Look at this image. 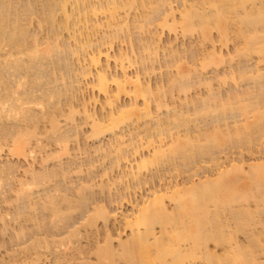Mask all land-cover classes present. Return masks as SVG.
I'll return each mask as SVG.
<instances>
[{"label": "bare ground", "instance_id": "bare-ground-1", "mask_svg": "<svg viewBox=\"0 0 264 264\" xmlns=\"http://www.w3.org/2000/svg\"><path fill=\"white\" fill-rule=\"evenodd\" d=\"M170 1L169 0H26V3H25L24 0H0V152H1V150L3 151V149H4L3 146H5L7 148L6 151H8L7 153H9V155H11V159L13 158L12 155H14L15 157L17 156L16 158H18V156H22L21 153L24 152V151L22 152V150L19 149L18 140L26 139V141L28 140L27 143L29 144L28 148L32 145L30 143L35 144L32 146L36 147V149L34 147H33L34 148L33 149L31 146V149L30 150L28 149V152L30 153L29 155L26 154L28 157L29 156L31 157L33 155V152L38 150L36 152L37 154L34 153V156H32L33 160L31 158L33 163H35L38 161L37 155L40 153L43 154L44 152L42 153V151H43V149L47 150L46 149L47 146H48L47 148H49V145L53 143V145H50V146H52V148H54V151L56 150L55 145L58 146L55 153H54V151L51 152L52 149L50 151H48L49 154H47L46 152L44 153L46 160H45V158L42 159V157H44V156L43 155L41 156V154H40L39 157H41V158H39V159H41L40 161L42 163L38 162V164L39 163L42 165L46 164L45 165L46 167H43L40 164L38 166L43 167L42 168L43 170H40V171H38L39 169L34 170L35 166H33L34 164L31 161H29V162H31L32 165L28 162L30 166L27 165L29 167L26 169L25 168L21 169L20 166H18L17 168L21 169V170L17 169L18 172L22 171V170L24 171L23 172L24 177H22V174H21V178L18 176L20 173L17 175V177H14V176H16V175H14V174H16L14 172L15 166L17 165V164H14L17 161L16 158H15L16 161H14L13 165L11 164L10 160H9L10 163L8 162L7 165L4 163L5 160H4V162L1 161L2 164L1 163L0 164L3 165L4 167L0 165V186H3L2 183H6L3 180L8 181V178L11 176V175L9 176V174H8V176H4L6 171L7 172H9V171L14 172V174H13L14 176L12 175L13 180H10V178H9V181H8L9 182V190L11 189L10 188L11 187L10 182L14 183L15 182L14 180H17V179H18V181L15 182L16 185L14 184L15 188L10 191V192H12L14 190L12 192V194H14V192H15V194H14L15 199L13 198V201H14V203L17 202L16 203L17 207H14L15 204H14V206L10 205V204H13V201H10L12 199H8L9 196L5 197V199H3V200L8 199L9 201H7V200L6 201L9 203L7 204V203H5L6 201H3V200L2 201L7 205L6 206L4 204L7 208H9L8 206L10 205V210L8 211L6 209L7 212L2 211V212H4V214L1 213V210H0V213H1L0 219L2 218V220H0V221H3L7 218V222L8 221L11 222L12 220L14 221V222L12 221L14 223L13 225H15L16 222H18L19 220L21 221V222L19 221L20 225L17 224V226H20V227H18V229L20 228V231H18V229L17 230L13 229V228H15V227H13L12 229L14 230V232H12V229L10 228V226H11L10 222L8 224H6L7 223V222H5L6 220L1 222L2 225L6 224L5 229L8 228V226H9V228L11 229L12 236H13L14 233H15V235H19V234L21 235L22 233H24V231H26L25 228H27L28 230L30 228H33L32 230L30 229L31 231H33L37 227L36 230L39 229V231H40L41 228L45 227L43 225L47 226V223L50 225V226L48 225L49 227H51V225H52L53 231H56V230L63 231L64 230L63 226L61 227V229H56V230H54V229L59 228L60 225H64V224L67 225L68 222L67 223H65V222L72 218V215L74 214L73 212H76L75 214H78L80 217L88 214L89 216L88 215L83 216L84 222H83V220H81L82 218L80 219L81 222H83V224L80 223L81 225L79 224V221L77 224L76 223L74 224L75 218L74 219L72 218L71 221L76 226L75 228H74V225H71L73 228L71 226H69L70 223H68L67 226L64 225L66 227H69L67 229H70L71 231H69V233L66 232L65 234H63V232H62L61 233L62 236L59 235V237H61L62 239L61 238L59 239V237H57V236H56L57 239L55 237H53L55 232L52 233V235L50 234L51 237H53L51 239H48V238H50V237H48L50 235H47V234L40 235L41 236V238H40L39 235L37 236V234H36L39 231L36 233L34 231L35 234L32 233L33 234L32 236L36 235L37 238L39 237L37 240L34 239L35 237H33L32 239H34V240L30 239L28 241L29 243L30 242L32 243V241H34L38 245V247H36L37 245L35 244V246H34V243H32L31 247L33 248L34 251L36 249L42 247L41 249H39L40 251L42 249H46V250L48 249V251L53 252L52 248L49 247V246H51V247L55 248L53 250H55V252H57V253L59 252L60 255H62V256L66 255V256L70 257L69 259H67V262L69 261L67 263L66 257H65V259H63L64 257L61 258L59 255H57L60 257V258L56 257V259H57L56 262L59 260V262H58L59 264H70L71 262L73 264H76L75 260H77V257L72 259L75 251H74V253L71 252L72 254L70 253L72 257L69 254H65L66 253L65 250L68 252H70L69 250H71L68 248V246H70V240L72 241L71 242L72 244H74L76 242V240H77V243H79V238H78L79 234H77V233H80L82 235L81 237L83 238V237H85L84 236L85 233H83V232H86V234H87L85 237L86 239L91 238V236H88L91 230L87 231L86 229L88 227H90V229L92 227H97V225L95 226L96 222H94V221H97V219L99 220L100 218L104 220L105 219L104 216L107 215V213H108V210L103 209L104 207L102 208L101 205H93L94 207L91 209L95 208V210H92V213H90L91 211L90 212L88 211V213H87V210H86V214L83 213V212H85L84 206H86L87 202H90V201H87V200H89L88 198L90 197L87 194H88V192H91L94 190V188H95L94 186H96V184L92 185V188L93 187L94 188H93V190H91L92 189L91 183L93 181L90 180V181H88L89 182L88 183L85 179L86 182L85 181L81 182L82 181L81 179L77 180L79 177L74 179L70 175V167L69 166L76 164L79 167V165H78L79 163H76V162H80V164L81 163L83 164V162L80 161L82 159V157H81V159H79L78 153H76L77 156H73V157L70 156L72 158L66 157V155H65V158H67L69 161H71V160L75 161L72 163V165H69V161L67 159H66V161L64 160L66 163H68L69 166L68 165H66V166H68L67 168H69V169H64V168H66V167H64L65 163H64V161L61 160L62 158L59 157V156H62V157L64 156V155H62V152H64V154L67 152L66 150L68 148L66 149V146H67L66 142H70L67 140H70V139L72 140V138H74V137H72L73 134L74 135L78 134L79 136L83 134V133L82 134L78 133L79 130L82 129L83 127L80 128L79 124H75V122H74L76 120V118L74 119L73 116L74 115L77 116V113H79L78 117L80 116V114L82 115L84 113L85 116H83V119L81 120V122L84 120V122H86V123L82 122L84 125L89 123V125L91 126V127L89 126V128H91V131H89V130H88L89 132L87 131V133H89V135L86 134V136L88 135V138L89 137L91 138V136H92V138L97 139L100 137L99 135H102V134L104 135L105 132H106L105 134H107V132L110 134L111 133L115 134L113 136H111L109 134H107V135H109L110 138L114 137L111 139L116 138L117 141H115V140L113 141L114 144L116 143L115 146H114L113 142L109 143V145H111V146L113 145L114 148L117 147L116 149H114L113 146H112L113 149L110 148L111 146L109 148H107L108 142L112 141L110 138H109L110 140L109 139L107 140L108 141L107 146H104L102 141H101V143L96 142V143H99L98 145L102 144L103 147H106L108 150L103 148V147L100 148L101 145L100 146L95 145L96 147H93L94 146V144H93V145H91L92 146L91 147L89 145V142L87 143V145L91 147L90 149L93 148V151L96 153L99 149H103V151L105 149L104 153H106L107 151H108L107 153H110V152L113 153L116 151L115 154L112 155L111 157H109L108 154H107L108 155L107 156L106 154L103 155L101 153L103 156L106 155L105 158L100 156L101 159L103 158L102 160H105L107 157L112 158L115 156V158H112V161L115 162L114 165L112 164L113 162L110 159H106L107 162L109 160L111 162L108 163L109 166H108V164H106L108 170L107 169L104 170L106 168L104 166L105 168L103 169V171L101 170L102 172L105 171V173L107 172V174H110V173H112V169L114 168V166L118 167V165L120 167H122L124 165L127 168L128 165H125V164L120 165V164H117V162L121 163V161H122V163H125V162L128 163L130 161V158L132 157L130 155L134 154L133 156H135L137 154L136 155V161L134 162V163H137V165L133 163L135 165V167H134L135 169H133V167H132L133 170L130 168L131 169L130 173H127L128 171L125 172V170H124V173L123 172L120 173V174H124L123 175L124 177H125V175H128L127 177H125L126 180L129 176L130 177L132 176V178H133L132 182L135 179L137 180V181H135V183L138 182V180H140V179H141L140 181L145 183V181L141 178V176L143 175L142 173H144L143 171L146 170V173H147L149 167L151 168V166H153L154 168H159V167H155V165L161 166V164H164V166H165L167 164L166 166H168V165L169 166L168 167L165 166V167L170 169V165L172 167V165L175 166L177 164V166H178L176 168L177 170L180 167H182L183 169L185 168L184 172H186V170H188V168H189V170L187 171V172H189L192 169V167L194 169V168H197L198 167L197 165L201 164L203 161L207 162L210 159L209 157H208V159H205L207 155L212 156L211 158H213V157L215 158V156L217 157V155H215L216 153H214V152H216L218 150H219V152L223 151V148H219V147H222L223 145L225 146L229 142L230 143L228 145H230V146L232 144H234L236 146L239 145L238 147H236V146L234 147V145L232 146L233 149H231V151L233 150V152H234V150L238 149L240 146L242 148L243 147H249L250 150L252 151V149L253 150L256 149V148H253L255 146L254 144L259 143L255 147L260 146L261 142H262V145H264L263 144V142H264L263 141L264 140V70H263V66H262V64L264 65V0H193V1L189 0V2H188V0L187 1L185 0L182 3L181 10H179V8L174 9L172 6H170L169 5ZM173 2H174V0H173ZM180 7H181V5H180ZM176 10L179 11V13H177ZM131 11L132 12L135 11V13H132ZM33 16L34 17L37 16V18H34ZM32 18H34L35 20L34 19L32 20ZM30 20L33 22L37 20L35 22V25H36V23L39 25L37 27L39 30H40V28H43V27L44 28L45 27L50 28V34L43 35V36H45V38L46 37L48 38L47 40L44 37L41 39L42 33L44 32V28H43L42 32L39 31V33L41 32V34H39L38 32H35L34 28L33 29L29 28L30 26H28V23H30V24L33 23V22H30ZM154 23H156V26ZM33 24L31 25L32 27H34ZM101 26L103 28L105 27L106 30L102 29ZM152 26L156 27V29H154V30H158L157 28H159V27H161V29L164 28L163 32L167 28L170 29V30H168L169 32H172V31L175 32V30L180 29L181 33L183 35H185V37L188 35L190 36V34L193 33V31H195L196 33L198 32L197 35L199 34L200 37L199 36L198 37L201 39H199L197 37V40L201 41L200 43L198 42L200 45H197L198 47L196 48L195 47L196 45L194 46L193 43H191V44L189 43L192 46H190V45H189V47L187 46V48H189L191 50L196 48L197 52L195 50H194L195 51L194 52V51H191L189 49H187V50H189L191 52L187 51L185 48L184 42H182V45L184 46V48L180 44L181 48H183L184 50L182 49L183 50L182 51L180 49L179 51H176L175 49H172V48H176L177 45L172 46L173 43L170 39V41H171V42L169 41L170 44L168 41L166 44L171 45L170 46L171 50H172V52H171L169 46H167L168 47L167 48L166 45L164 47L162 45L163 44V40L161 39V37L163 36V34H161L162 30H161V32H159V30H158V32L156 31V32L152 33L153 32V29H152V32H147ZM148 27H149V29H148ZM30 30H32V32ZM33 30H34V32H33ZM135 30H138L139 33H136L137 37L136 36L132 37L133 31H135ZM212 30H213V32H214V30H216L215 35L218 36V37L216 36L217 39L219 38L218 39L219 41L217 40L219 45L217 43L216 44L218 45V48L220 49V51H223L221 49V47L227 45L228 43L234 44V46H232L234 48L233 52L231 51L232 54H230V52H228V51H230V49L229 50L226 49L227 46H229V44L227 46H225V48L223 47L224 50L225 49L227 50V52L225 50V54H224V52H222V53L220 52V54H218L219 51L216 52V49L214 46V44H215L214 39L216 40V38L213 39L212 36L214 33L212 32ZM47 31L48 30H46V33H47ZM63 31L64 32L66 31L68 36L64 35ZM141 32H144V33L146 32L147 35H150L149 33H152L150 39H149V37H146V35H145V37H143V38H145L146 43L143 42L144 40L143 41L139 40L140 42L137 40V39L141 38V35H142ZM35 33H38V35L37 34L35 35ZM48 33H49V31H48ZM98 34H99V38L97 37ZM186 34H188V35H186ZM62 35H64L63 37L66 36L65 40L67 39L66 41L67 42L69 41L68 42L69 44H70V41L72 40L71 46H69V44L66 42L64 43V41H65L64 39H63L64 40L63 42L59 41V37ZM179 35H180V33H179ZM192 35L190 36V39L192 38ZM122 36L125 37V42L129 41L127 43H130L131 45H130V47H128L129 46L128 45L127 48L129 50L131 49V54H133V52H135L134 53L135 55L134 54L130 55L129 50L126 49V50H128V52H129L128 53L125 50V48H122V46H121L120 48H122V49L119 48V50H117L118 51V55L116 54V56L118 57V58L116 57L117 62H116V60L114 62V63L119 64L118 66H120L121 72H120V74L119 73L116 74L117 72L114 69L117 67V64H114V67H115V65H116V67L113 69L110 68L111 70L115 71L114 72L115 75H114L111 73V71H109V65L110 66L112 65L109 62L112 61V58H110L111 53L107 52V50L111 51V50H109V48H111L114 45L113 42L117 43L116 41L118 40V38L120 41V43L119 42L118 43L120 45H122L124 42V40L121 38ZM178 36L176 35V37H178ZM63 37H60L61 41H62ZM126 38H130V39L126 40ZM134 38L136 39V44H135ZM115 39H116V41H114ZM146 39L147 40L149 39V40L147 41ZM157 39H159V40L157 41ZM177 39H175V41H173V42L175 43L177 41ZM207 40H210L211 44L213 45L212 48H210L209 50H207L208 48L205 49V47H207V43H208V45L210 43ZM212 40H213V42H212ZM44 41H45V43H48L47 47H45L46 45L43 46ZM133 41H134V43H133ZM160 41H162L161 47H159L160 44H158ZM183 41H185V40H183ZM142 42H143V44H141ZM165 42L166 41L164 40V43ZM179 42H181V41H179ZM205 42H207L206 45L204 44ZM220 42H221V46H220ZM198 43L196 42V44H198ZM62 44H64V45H62ZM65 44H67V45H65ZM61 45H62V47H61ZM103 45L105 46L104 49H106L104 51V52H106V54H104V57L106 58V59L104 58L105 59L104 61L106 63H103L104 61L102 62L103 59L101 58L103 53H104L103 52L104 49L102 48V47H104ZM132 45H135V46H132ZM136 45H138V47L141 46L140 52H141V50H143L142 51L143 53L139 52L140 47L137 48ZM204 45H205V47H204ZM63 46H65V47H63ZM199 46H200V48H199ZM193 47H195V48H193ZM64 48H67L68 49L67 51L72 52V54H70L68 52H67L68 53L67 54L65 52L66 49H64ZM69 48H70V50H69ZM162 48H164L163 50H165V51H167V50L169 51V53H170L169 58L172 57L173 61H171L169 58H167L170 60L168 63V66L164 65V69L169 67V71L165 70V73L167 72V74L163 73L164 72V71H162L163 68L160 67V68H162L161 70H159L160 73L162 71L161 74H163L164 78L167 79V80L165 79L166 82L164 81L165 84L162 80L163 75L162 76L159 75L161 78L158 76L162 82L161 84H159L160 83V82H158L159 80L156 82V80H157L156 77H155L156 84H151L152 82L153 83H155V82L153 80H152V82H151V80L149 81V78L152 79L151 78L152 76H150L149 73L150 72L154 73V71H155L154 69H156V72L158 71L157 68H159V67H157V66L154 67V65H157V64H155V61L159 64V55L158 54L160 51H163ZM123 49H124V52H123ZM112 50H114V49H112ZM136 50H137V52H136ZM174 50L178 54H176ZM119 51H120V53H119ZM146 52H148V53H146ZM180 52L185 53V54L181 55L182 53L180 54ZM188 52L191 53V54H189V56L190 55L193 56L192 58H190L191 62L189 64L191 66L189 65V67L190 68L192 67L191 63L193 61H194L193 64L197 60H199V63L196 62V63H198V66H196L197 64L193 65V67H192L193 69L191 68L192 72L188 68L190 70V72L188 74H185V72H186L185 70H187V72H188V69H183L184 65L181 66L180 63L182 62L181 56H184L183 60L187 59L189 61V58L185 57ZM193 52L195 54L197 53V55L192 54ZM61 53H62V55H61ZM113 53L114 52H112V54ZM165 53L163 51L162 54H165ZM174 53H175V55H174ZM73 54L77 55L78 57H76ZM141 54H142V56H141ZM143 54H145V55H143ZM215 54H218V55H215ZM222 54H223V57H222L223 59H225L226 56H224V55H226V54H227V57H229V58H226V59H229V62L225 63V61H224V64L231 65V67L236 64L234 62H237V64L232 69H231V67H229L230 70L228 69V71H227L228 73L225 72V74H223V75L221 74V76H219L220 72H219V74L214 73V72L218 73V71L216 70V68H218V67L215 68L214 66H215V63H217L216 65H219L218 62H221L223 64V62L221 60L222 58L218 59V57L219 56L221 57ZM56 55H57V57H56ZM65 55H72L73 57L78 58L77 61H75L76 59L74 60V58L71 57L72 58L71 61L73 60L75 63L77 62L76 63L77 68L79 65L78 61H80V59L82 58L81 59L82 61H80L81 62L80 64H84V65H79L81 67L80 68L81 71L79 68H78V71L74 70L75 74L77 72H81L80 74L77 73L78 75L75 76V74L72 73V70L75 69V67H76L75 65H74V68H72L71 70L69 69V70L72 74H74L77 81L82 80L84 76L87 77L86 79H88L90 77L91 80L90 79L89 80L92 81L91 82L92 84L87 83L88 80L87 81H86V79H84V80L86 81L87 84H90L88 86H91V87L93 86L92 89H94V87H96V89L98 90L97 91L95 89L96 92L101 93V95H103L104 103L102 102L103 104H100L101 106L98 105L97 107H102L101 111L103 110V108H107L106 112L100 113V111H98L99 109H97V107L95 109H97V112H99V114L96 112V110H94V107L96 105H94L93 101H95V104H96V102L100 101L97 98V97H99L98 93H96L97 94L96 95L97 100H95L96 99L95 94L92 98L93 99L92 103H93L94 107H91L92 106L91 105L92 99H90V98H89L90 100H88L89 104L85 103V105L83 102L81 103V101L82 100L84 101L86 99L83 98L81 101H79V100L77 101V99H76V101L78 103L80 102L81 104H83L85 106V108H84L80 104L81 105L80 109H83V110H80L78 107H77V109H75L76 107H74V105L72 107L71 105L66 104L67 99H68V103H70L71 100H69V99H71V96L73 98H75V94L77 95V93L74 92L75 90L76 91L82 90V92H84L83 91L84 87H83V89H80L81 85L79 83H82L83 81L82 82L79 81V83L77 84L76 79L72 80L75 77L73 78L72 75L68 74L69 72L67 73V71H69V70L66 69V70H64V73L66 72L68 75L72 76V77L68 76L69 79H66L69 82V85H68L67 82L65 81V78H67L65 75L66 73L65 74L64 73L58 74V71H61V69H59V67L55 66L58 64L50 63L51 61L52 62L57 61L56 59H58V56L60 57V59H62L63 63L64 62L67 63L66 59H68V57ZM136 55L138 57L141 56L140 61L142 63H140L139 58ZM173 55L177 56V57H173ZM178 55H180V56H178ZM53 56H55L56 59ZM79 56H81V58H79ZM112 56H113V59H115V53ZM135 56H136V58H135ZM160 56H161V54H160ZM166 56L164 55L165 59H166ZM214 56L217 57V60H215L216 57H214ZM230 56H232L231 58L233 60L230 58ZM254 56L257 58L258 61L257 60L255 61L256 58ZM164 57L163 58L160 57V58H162L161 61H163L165 64L167 62L166 61L167 59L165 60ZM53 58L55 59V61H53ZM234 58H237L238 60L234 61ZM64 59H65V61H63ZM110 59H111V61H109ZM148 59H149V61H148ZM154 59H156V60L153 61ZM252 60H253V62H255V63H253L254 65L250 64V62L252 63ZM69 61H68V63H69ZM231 61H233L232 63H234V65L231 63ZM137 62H139L140 64L138 63L139 66H137L135 68H137V70L139 69V71H137L135 69L134 70V72L136 71L135 73L132 74L133 70H132V72L129 73L127 68L129 69L133 64L134 65L137 64ZM145 62H146V65L148 63V65H149L148 67L146 65H144ZM178 62H180V63H178ZM183 62H185V61H183ZM261 62H262V64H261ZM58 63L60 66L66 64V63L61 64L60 62H58ZM211 64L212 65L214 64L213 67L215 68V70H213L214 71L213 73L216 75V77L219 76L218 78H216L215 76H214V78H210L211 76L213 77V75H214L213 73L209 74V75H211V76H209V75H207L206 70L203 72V69H206V67L209 65L212 66ZM241 64H244V65H241ZM141 67H142L144 72L142 71ZM172 67L175 69H172ZM117 68H119V67H117ZM224 68H227V67L224 66ZM207 69H208V67H207ZM211 70H210V72H211ZM223 71H225V70H223ZM62 72H63V70H62ZM199 72H201V73H199ZM142 73L148 74L147 75L148 79L146 78V76L144 74L142 75ZM160 73L157 72V74H160ZM193 73H195V74H193ZM227 74H229V76L231 77L230 80L228 79L230 77L225 78V76H228ZM80 75H83V77L81 76L82 78L78 79ZM193 75H195V78ZM202 75H203V79L205 82L202 81L203 79L200 80ZM206 75H207L208 80H205ZM221 78L223 81L221 80ZM245 78H246V82L249 81V83L245 82V80H244ZM196 79L197 80L199 79L198 82L199 81L200 82L198 83ZM215 79H218L217 80V82L219 81L218 83H220V81H222L221 83H224L228 80L230 81V82H228L229 85L224 83L229 88L228 89V88H226L227 86H224L226 94H223L224 90L222 91V89H224V88H222L223 85L220 86L221 83L218 86L219 88L217 87V85H216L217 82L214 81ZM224 79H226V80H224ZM194 80H196V81H194ZM64 81L66 82L65 84H67L66 88H65ZM70 82H72V83L76 82L75 84H77V85L74 84V86H72V84ZM112 82H113V84H110ZM191 82H194V83H191ZM212 82L213 83L216 82V84H214L217 87L216 89H215L214 85H213L214 87L212 86V84H213ZM231 82L232 83L235 82L236 84H238V86H236V88L229 87V86H232ZM235 83H234V85H236ZM243 83L252 84V85L251 86L245 85L244 87L248 86L249 88L242 91L238 88ZM61 84L62 85L64 84V86L62 87ZM87 84H84V85H86L85 89L88 87ZM162 84H163V86L164 85L165 86L164 87L160 86ZM166 84H167V87H166ZM192 84L193 85L195 84L197 90L195 89V86L193 88ZM201 84H203V85H201ZM198 85L201 87L206 85V87L208 89L206 87H203V89L206 88V89H204V91L205 90L208 91L207 93H205L206 96H204V94L199 95V92L201 90L198 91V89L200 88ZM68 86H70L72 88H69ZM79 86H80V88H79ZM189 87L191 89L193 88L194 91L196 90L197 94H196V92L193 94H195L197 96V98H195L196 96L193 97L191 94H190V96H187V98H185L186 94L189 93L188 91H190ZM67 88H69V90L75 89L74 91H71V92H74L75 94L73 93L74 94L73 95L72 93H70L72 95H69V94L67 95L66 93L70 92V91H68ZM231 88L234 90H232ZM41 90H43V91H41ZM36 91L40 94H38ZM176 92L178 93L177 95H175ZM180 92H184L183 93L184 98H181L182 95L179 96ZM78 93H79V91H78ZM92 93H94V90H92ZM122 93L126 94V96H128V94H129V97L131 96L130 98L128 97V99H129L128 103L125 102V103L121 104L122 99H120V97H121V95H123ZM64 95H67V96H65L66 98L64 97ZM87 95H89V94H87ZM69 96H70V98H67ZM84 96H85V94H84ZM172 96L174 97V100L179 96L181 99L178 97L179 98L178 100H179V102L181 101L180 102L181 104L178 103L179 105L177 106L176 105L177 101L174 102V100H173V102L171 104L174 107L171 104L167 105L168 102L167 103L165 102V98L169 97L168 101H170L173 99ZM198 96H201V97L198 98ZM62 97H64V99H62V100H64L63 102H66L63 105L64 107L62 106L63 103L61 104L62 100H59ZM162 97L164 100L161 99ZM56 98H57V100H56ZM76 98H78V97L76 96ZM79 98H81V97H79ZM188 98H193V99H188ZM182 99H185V100H182ZM73 100H75V99H73ZM140 101H142V104H140ZM71 102H74V101H71ZM86 102H87V100H86ZM78 103H76V104H78ZM99 103H101V101ZM126 103H127V105H126ZM154 103H155V105L152 106V104H154ZM70 104H73V103H70ZM88 105L91 108H93L92 110H94V111H91V109H89V107L87 110L86 106H88ZM163 106L164 107H166V106L171 107V108L169 107L170 109L167 107L165 108V110L168 109L167 111L164 110L166 114L163 111H161V109L163 110V108H164ZM66 111H68L67 112L68 114L66 113ZM79 111H81V112H79ZM162 113H164V114H162ZM63 114L67 115V116H65L66 118H63L65 122L64 121L60 122L58 119L64 117ZM100 114H102V115L100 116ZM142 117L144 119L148 118L147 120L149 121V123L152 121L151 124H149L148 121L145 119L147 121L146 122ZM141 119L144 122H142ZM136 120H138V122L141 121V123H143V124L146 122L145 123L146 125L145 124L144 125L148 129H146L144 126H137L136 127L135 124L136 125L138 124V122ZM39 121H43V122L47 121L46 125H49V124L50 125L47 129H45V124L43 122H40V123H43L42 125H44L42 127V130H41L38 128L40 125L39 126L37 125V124H40ZM66 121H68V122L73 121L74 122L73 124H75L77 127L79 126L80 129L78 130L77 127L74 128L75 125H72L71 122H69L71 125L69 127L67 125L68 122H66ZM36 122H38V123L36 124ZM60 123L61 124L65 123L64 124L65 126L64 125L62 126ZM82 123H81V126H82ZM132 123H134V124H132ZM152 123H154V124L152 125ZM143 124H141V125H143ZM129 125H132L131 126L132 130L129 129L131 132L128 131V133L131 135L126 133L127 129L130 128ZM149 125H151V127ZM33 126H34V128L30 129V127H33ZM125 126H127V127H125ZM134 126H135V128H133ZM67 127L68 128L73 127V128L68 129ZM139 127H140V129H138ZM143 127L145 129H143ZM62 128H64V129H62ZM122 128L124 130H122ZM125 128H127V129H125ZM141 128H142V130H145V131L139 132V130L142 131ZM34 129L36 131H34ZM67 129L69 130V132L73 130V133L71 132L72 136L69 135ZM117 129H121L122 131L121 130L116 131ZM137 129H138V131H136V132H139V133H135L134 130H137ZM151 129H152V131L154 130V132H150ZM39 130H41V131H39ZM65 130L67 131L66 134H65ZM37 131L40 133L43 131L45 134L41 135L42 133L41 134L35 133ZM132 131L134 134L132 133ZM182 131H183V133H181ZM100 133H102V134H100ZM143 133H145V134H143ZM37 135H40V136L37 137ZM94 135L95 136L97 135L98 137H95ZM132 135H135L134 137H136L138 135L139 137H136L137 139H133L134 137ZM41 136H46V138H45L46 143H45V141H43L44 137H41ZM79 136H76L75 138H78ZM123 136H124V138L127 137V139H129V137L131 136L130 140L125 139L126 140L125 141L123 139L124 140L123 146L126 145L125 146L126 148H124L122 146L123 142L121 143L122 140H120V139H122ZM261 137H263V138H261ZM36 138H39L38 142L36 141L37 140ZM88 138H87V140H88ZM131 138H132V140H131ZM31 139H33V140L36 139V140H35V142H32L33 140H31ZM47 139L50 141V144H48ZM260 139H261V141H260ZM42 141L44 142V144L43 143L38 144V147H37L36 144L40 143ZM257 141H259V142L256 143ZM126 142H127V144H126ZM129 142L132 143L131 144L132 149L129 148V145H130ZM45 144H47V146ZM105 145H106V141H105ZM228 145H227V149H228V147H230ZM39 146H41V147L39 148ZM86 146H84V147H86ZM97 147H98V149H97ZM225 147H224V149H225ZM241 147H240V152L237 150L238 155H237L236 159L238 157H241V158L237 159L238 162L241 159L243 160L242 156H243L244 152H243V154L241 152L243 151L244 148L242 149ZM1 148H3V149H1ZM58 148L60 151L58 150ZM95 148H96V150H95ZM140 148H142V150H144V148H146V149H145V152L143 151L144 154H142L141 156H138L139 150L142 152V150ZM18 149H19V151H18ZM39 149H40V151H39ZM86 149L90 150L88 147ZM109 149H110V151H109ZM111 149L115 150V151L112 152ZM129 149H130V152L128 153ZM227 149H225V150H227ZM80 150H82V149H80ZM228 150H230V149H228ZM246 150H249V149H246ZM57 151H59V152L56 153ZM25 152H27V151H25ZM87 152L89 153V151H87ZM219 152H217V154ZM3 153H6V152H3ZM24 153H23V156H26ZM52 153H54L56 155L53 156L54 154L52 155ZM80 153H82V152H80ZM239 153H241L242 156L239 155ZM98 154H100V153H97V156L99 157ZM6 155H8V154H6ZM50 155H52L51 159H50ZM128 156H130V158ZM5 157H7V156H5ZM55 157L60 159V161H62L63 163L58 161V159H55ZM75 157L77 158V160ZM125 157H128L129 160L126 161L127 159ZM137 157L140 160L137 159ZM0 158H2V155H0ZM47 158H49V159H47ZM52 158L54 160H56L57 162H54ZM73 158H75V160ZM88 158L89 157H85V158L83 157V159H86V160ZM124 158L126 160H124ZM6 159H9V158L7 157ZM23 159H24V157H23ZM83 159H82V161H84V165L86 163H89V165H90L91 162H87V161H89L90 158L87 161L83 160ZM92 159H98V158L94 157ZM200 159H205V160L201 161ZM229 159L230 158H228V160ZM12 160H14V158ZM48 160L49 161L51 160L52 164L54 163V166L57 165V168L52 167L50 164L52 169H51V167H49L50 170L47 169L49 166ZM228 160H226V161H228ZM22 161H24V160H22ZM43 161H44V163H43ZM90 161H91V159H90ZM123 161H125V162H123ZM198 161H200V163ZM210 161H213V159H210L207 163H209ZM229 161H228L229 164L225 165L226 167L220 168L222 166H220V165L216 166L217 167L216 170L214 167H213V170H211L212 167H209V169H207L208 166H212V165L207 166V164H206V165H203L204 166V168H202L203 170L198 168L196 170L192 169L193 172L196 171L194 174L192 171L189 172L191 174L189 176H192V174H193V177H194L195 174H197V175H198V173L203 174V173L198 172L201 170H202L201 172L205 171L204 174L207 172V175H208V171H212L211 172L212 174H214L213 173L214 170H215L214 172L218 171L215 173L213 178H211V176H207L205 174V177L203 176L204 180H202V177H201V179L196 180L195 182L193 181V183L190 182L191 183L190 184L189 180L193 179V177H190L189 180L186 179L183 182L184 183L183 185L182 184L180 185L178 183L180 186L177 184L178 186L175 185V187H174L171 185L172 188H171V186L165 188L168 190L171 188L169 192L167 190H164V189H163L164 193H159L160 191L155 192V193L153 192L155 195V196L153 195L154 196L153 198H152V194H153L152 193V194H150L151 196L149 195V197H151V199L149 197H148L149 199H147V197H145L144 200L142 199L143 200L141 202L142 204L137 202V204H135V205L136 206L138 205V206L132 207V209L133 208L136 209V210H133L134 213L132 212V209L131 210L129 209V211H131L130 213H132L131 215L128 214V216H126V217L122 215L123 221L125 219L126 220H125V222H123L121 220L122 221L121 223L124 224L123 225L124 228H125V225L129 228V230H130L129 235L130 236L128 235V237L123 240V239H121V236H120L121 233L119 232L120 234L119 233H118L119 235L117 234L119 237V239H118L119 242H117L118 243V244L116 243L117 246L115 244L116 247H114L113 241H111V243L109 241V240L113 239V236H111L112 230H111V232H108L109 229H108V224H107L106 228L105 229L103 228L104 230L108 229V230H106L107 232L105 231L106 235L104 234V237L106 236L105 239L103 238L107 244L105 242H104V244L99 243L98 246L95 244L94 248L89 246L92 244L86 245V246H89L91 248V249H88L89 247H87V250H86L87 252H89V250H90L89 255L90 254L93 255L95 253L94 254L95 260L93 261L92 259H90V261H88L89 259L87 257H85L87 259V260L84 259V260H86L85 262L88 261V262H91V264H196V261L200 260L201 263L207 262L208 264H264V161H263V158H262V161L254 162L253 164L250 163L249 166H247L248 169L246 168V170H245L244 160L241 161V163L239 162L240 165L235 164V166H233L234 163H231ZM71 162H70V164H71ZM93 162H94V160H93ZM178 162L180 163V166H179ZM59 163H61V165H63V167ZM181 163H183V164L181 165ZM193 163H197L196 167L194 166L195 164H193ZM224 163L225 162H223V164ZM103 164L105 165L104 162H102L101 165H103ZM133 164H132V166H133ZM158 164H160V165H158ZM84 165H83V167H85ZM89 165L87 166V167H91V168H89V170L94 167V164H92L93 166L92 165L89 166ZM227 165H230V166L227 167ZM80 166L81 167H79V168H81V169H75L73 171H76L78 173V171L83 170L84 168H82V165H80ZM110 166H112L113 168L111 167L112 168L111 169ZM13 167H14V169H13ZM30 167L31 168L33 167L32 171H31V169L29 171ZM74 167H75V165L73 166V169H74ZM153 167H152V169H153ZM186 167H188V168H186ZM190 167H191V169H190ZM58 168H60V169H58ZM62 168H63V170H62ZM116 168H114V170H116ZM162 168L163 167H160L159 169L163 170ZM218 168H220V169H218ZM152 169H149V171H152ZM159 169H156V170H159ZM169 169H168V171H169ZM176 169H174V167H173V169L172 170L170 169V170L177 172ZM65 170H69V171L65 172ZM109 170H110V172H108ZM73 171L71 169V172H73ZM121 171H123V169ZM179 171L183 172V170H181V168H180V170H178V172ZM231 171H233L234 173ZM25 172L26 173L29 172L28 173L29 175L26 174V176L29 177L28 179L25 177ZM61 172H62L61 176L64 178V180H61L62 178H59V176H58V174L60 175ZM160 172H162V171H160ZM66 173H69V175H66ZM80 173H78V174H80ZM93 173H94V175H96V172H93ZM93 173H92V170H90V172L88 171L89 175L87 174V176L89 178L92 176V179H93V175H91ZM105 173H103L101 175H103V177H104L107 175ZM125 173H127V174H125ZM78 174H77V176H78ZM1 175H2V177H1ZM114 175H116V174H114ZM240 175H242V178L245 177V180L243 179L244 182H243L242 178L240 177ZM56 176L58 178L56 184L61 183L59 181V179L63 182L67 179L68 176H71L70 178H72L73 180H76L77 184H78V181L81 182L80 184H78L80 186H77V188L75 187L74 192L71 191L72 189L68 190L66 187V189H67V191H66V189H63L64 186H63V188H61V187H59V185L56 186V184H54V182L56 181ZM65 176H66V178H65ZM112 176H111V178L113 179ZM123 176H121V177H123ZM82 177H84V176H82ZM121 177L118 179L116 177V179L108 182V183L112 182V184L115 186L116 192H117V188H118L117 186L121 180H123L124 183L127 182V184H128V186H127V184L126 185L124 184V186H126L125 188L123 185H121L122 191H123V189L126 190L127 187H129V188H130V186L132 187V184L130 185L128 181H125L124 178L121 179ZM70 178H68V182H69ZM100 178H102V177H100ZM19 180L23 181V182H21L20 184L18 183L19 185H17V182H19ZM94 180H96V179H94ZM105 180L107 182L109 180V178L105 179ZM116 180H120V181H116ZM52 181H53V183H51L52 184L51 186L53 187V184H54V187L55 186L56 187L55 188L53 187L54 189H52V188L46 189V187H44V186H47V185H45V184H47L48 182H52ZM102 181H104V180H102ZM113 181H115L116 183L118 182L117 186H116V183H114ZM186 182L188 184H186ZM72 183L74 184V182L71 181V184H69V185L66 184V186L70 187V186L76 185V184L73 185ZM83 183L85 184V186L83 185ZM93 183H95V181ZM97 183L100 184L99 182H97ZM108 183H106V186L109 185ZM242 183H245V184H242ZM6 184H8V183H6ZM42 184H44V185L42 186ZM62 184H61V186H62ZM89 184H90V186H89ZM103 185H104V188L106 190V193H108V191L110 192L112 185H110L109 188L108 187L106 188L105 182ZM36 186H38V187H36ZM87 186H89L90 188ZM137 186L139 187V184ZM34 187L37 189L39 188L38 190H40V188L44 187V188H42V191H43V189H45V191H43V193H40V194H44V192H45V194L44 195L39 194L40 196L37 195L38 197H35L36 196L35 195L33 197V192H34V194L39 193V192L36 193L38 190L35 189L36 192H35V190H33ZM59 188L63 189L62 191L65 190V192L62 193V191H60ZM72 188H74V187H72ZM88 188L90 190H88V192H87ZM136 188L134 187L133 190H136ZM0 189H1V187H0ZM100 189H101V187L99 188V191H100ZM112 189H114V188H112ZM5 190H3L4 193L2 192L1 195L4 196L7 193H8V195H10L9 191H7V193H6ZM52 190H53V192H52ZM128 190L129 189H127V191ZM42 191H40V192H42ZM131 191H132V189H131ZM165 191H167V193ZM119 192L120 191L118 188V193ZM125 193L126 192L122 193V196H121L122 198H125V195H124ZM156 193H159L160 195H157ZM93 194H94V192H93ZM93 194L91 193V196L94 197ZM114 194H115V192H114ZM89 195H90V193H89ZM115 195H117V194H115ZM115 195H114V197H115ZM118 195H121V193ZM123 195H124V197H123ZM122 198L120 199V201L122 200ZM165 198H167V202H173V205H168ZM116 200L119 201L118 198ZM116 200L114 199V201H116ZM94 201H95V199H94ZM118 201H116V202H118ZM251 201H254L253 206L250 205V204H252ZM3 202L2 203L0 202V203L3 204ZM91 202H92V200H91ZM92 204H90V205H92ZM99 206H100V208H99ZM11 207H14L13 209H15V208L16 209L14 211H12L14 213L10 214V215H12L13 218L11 217L12 219H9L10 215L8 216L7 214H9V212L11 211ZM87 207H86V209L90 210V208H87ZM90 207H92V206H90ZM169 208H171V209H169ZM2 209H4V208H2ZM83 209H84V211H83ZM77 210L83 211V212L77 213L78 212ZM104 210L106 212H104ZM5 215H6V217L4 219ZM78 215H76V216H78ZM96 215H97V218L95 217ZM110 215H111V213L109 212L107 215L106 221L110 220L109 219V217H111ZM118 216L120 217L121 215H118ZM84 218H86V219H84ZM229 218L234 220V223H232L234 225L231 224L233 226L232 229L230 227L228 228V226H230L229 223H231L230 221L228 222ZM37 219L42 221L41 224L39 223V220H38V222H35V223H37L36 225L30 224V225H32V227H30V228H28L29 226L26 227L27 223H29V220L31 223V221H35ZM76 219H77V217H76ZM233 220H231V221H233ZM63 221H65V222H63ZM115 221H116V219H115ZM24 222H26L25 223L26 226L24 225L25 227L22 224ZM75 222H77V221H75ZM38 223L40 225H42L43 227L39 228L40 225ZM58 224H60L59 227L57 226ZM37 225H39V226H37ZM78 225L81 227H79ZM52 227H51V229H52ZM128 228H126V229H128ZM1 229H2V226H1ZM84 229L86 231H84ZM95 229H97V228H95ZM95 229L94 228L92 229L93 230L92 234H94ZM28 230H27V232H28ZM30 230L28 232L29 234L27 235L28 237H29L30 232H31ZM43 230L41 231V233H44V232L48 233L47 230L46 231H45V229H43ZM82 230H83L82 233L84 235L81 233ZM64 231H66V230H64ZM95 231H98V230H95ZM1 232H5L4 226H3V229ZM11 233H10V235H8V234H6V235H8V237H9V236H11ZM16 233H18V234H16ZM57 233L55 235H57ZM109 233H110V235H108ZM24 234L22 236V238L24 237L22 239L23 242L26 241V240L24 241V239H25V237H27L26 233H24ZM39 234H40V232H39ZM66 234L70 235V237H71L70 240H67L70 237L67 236ZM92 234L90 233V235H92ZM238 234H244L245 235V236L242 235L246 238V239H244L245 240L244 242H240L241 239L240 240L238 239L240 236V235L238 236ZM44 235H47V238H45L46 236H44ZM76 235L78 236L77 237L78 239H76ZM94 235L96 236L98 234H94ZM99 236H100V234H99ZM109 236L111 238H109ZM72 237L73 238L75 237L76 240H72ZM114 237H117V236L115 235ZM5 238H7V236H5L4 239ZM18 238L21 239V236L20 237H17V236L14 237V239L15 240L17 239V241H18V242L16 241V247L15 246H14L15 248L13 247L14 250H16L17 246L20 247L19 244H17L20 242ZM42 238H43V240L41 242L40 239H42ZM11 239H13V238L11 237ZM11 239L9 241H11ZM55 239L59 240V241H56ZM93 239H96V237H94ZM2 240H3V237H2ZM49 240L50 241L54 240V241L49 242ZM63 240H64V242H63ZM66 240L68 241L69 244L66 242ZM73 241H75V242L73 243ZM96 241H94V242H96ZM116 241H117V239H116ZM4 242H6V240H4ZM28 242L26 241V243H28ZM98 242H99V240H98ZM3 243H0V244L3 245ZM26 243H23V244L20 243L21 246L24 247V248L21 247L22 248L21 251L19 250L20 248H18V252H21V253H17L16 252L17 250L10 252V257L12 256L11 253H14L12 258H14L15 254L16 255L21 254V255L16 256V257L20 258L21 256H23V258L18 260V261L22 262V260H23V262L25 264L27 262L26 261L27 254L29 252L26 251L27 253H25V251H23V249L28 250L30 248V244L28 243V245H27ZM64 243H65V245H67V244L68 245L65 247ZM211 243L216 247L217 246L220 247L221 248L220 250H222V252L218 251V249H217V251H215L214 249L216 247L211 250L210 249V248H212V247H210ZM10 244H11V242H10ZM25 244L28 246V249H27V246ZM43 244H44V246H42ZM52 244H54V246ZM63 245L65 248H61V247H63ZM74 245H71V247L74 246L75 248H77L76 244H74ZM79 245L80 244H78V246ZM82 245L83 244L81 243V246ZM84 245H85V243H84ZM3 246L5 247V243ZM25 247H26V249H25ZM59 247L61 248V250ZM32 248L30 249L31 251H33ZM56 248H58L59 250ZM75 248L73 250H76ZM67 249H69V250H67ZM81 249H83L82 251H84V248H81ZM81 249L79 246L77 250H80V253L83 254L84 252L82 253ZM11 251H12V248H11ZM36 251L33 253L40 255L39 252L37 251L38 253H36ZM51 252H50V254H51ZM55 252H53L52 254L56 255L57 253H55ZM217 252H221V253L217 254ZM22 253L24 255H22ZM33 253H32V255H34ZM75 254L77 255V252ZM32 255L30 254V256H32ZM76 255H74V256H76ZM8 256L9 255H7V257ZM24 256L26 257L25 260H24ZM10 257H8V258L4 257L1 260L4 259V262H5L6 259L10 260ZM15 259L16 258L11 259L12 263L14 262L13 264L18 263V262H15V261H17V259L16 260ZM29 259H31L32 261L34 260L31 257L28 258V260ZM36 260H38V259H36ZM8 261L6 260L7 263H5V264L11 263V262L8 263ZM4 262L2 261L0 263L4 264ZM33 262L36 263V261H33ZM83 262L81 261V264H84ZM28 263L33 264L31 261ZM37 263H38V261H37ZM78 263L80 264V262H77V264ZM87 264H89V263H87Z\"/></svg>", "mask_w": 264, "mask_h": 264}, {"label": "rangeland", "instance_id": "rangeland-1", "mask_svg": "<svg viewBox=\"0 0 264 264\" xmlns=\"http://www.w3.org/2000/svg\"><path fill=\"white\" fill-rule=\"evenodd\" d=\"M169 1H170V0H169ZM171 1H172V2H171ZM171 1H170V3H169L170 6H172L174 9L179 8V10H181V8H182V3H183V1H185V0H178L179 2H178L177 0H174V2H173V0H171ZM186 1H187V0H186ZM192 1H193V0H192ZM24 2L26 3V0H24ZM188 2H189V0H188ZM190 2H191V1H190ZM173 3H174V4H173ZM180 5H181V7H180ZM146 11H147V10H146ZM131 12H132V11H131ZM138 12H139V11H138ZM176 12L179 13V11H177V10H176ZM132 13H135V11H133ZM33 17H34V16H33ZM34 18H37V16H35ZM34 18H32V20H33ZM34 20H35V19H34ZM37 20H38V19H37ZM37 20H36V21H37ZM36 21L33 22V21L30 20V22H33L34 24H33V23H31V24L28 23V26H30L29 28H30V29H33V28H34L35 32H38V33H39V31L42 32L44 27H43V28H40V27H39V28H40V30H39V29L37 28L39 25H38L37 23H36L37 26L35 25V22H36ZM29 24H30V25H29ZM32 24H33L34 27L31 26ZM154 24H155V26H156V23H154ZM148 26H149V25H148ZM155 26H154V27L152 26L153 28L151 27L150 29H149V27H148L149 30H148V31L146 30V31H147V32H152V29H153V32H152V33H154V32H156V31L158 32V30H159V32H161V30H162L161 34H163V36L161 37V39L163 40V44H162V41H160V42L158 43V44H160L159 47H161V44H162L163 47H164L165 45H166V47L169 46V48H170V50H171V47H170L171 45H167V44H166L167 41H168V42L170 41V39H171V41H172V43H173L172 46H176V45L178 46V47L176 46V48H177L178 50H177L176 48H172V49H175L176 51H179L180 49L182 50V49L184 48V46L182 45V42L185 43V44H184V43H183V44L185 45L186 50L189 49V48H187V46L189 47V45H190L191 43H193L194 46L196 45V46H195L196 48L198 47L197 45H200L199 43H200L201 41H200V40H199V41L197 40V37H198V36L200 37L199 34L197 35L198 32L196 33L195 31H193V33L190 34V36L193 34V35H192V38H191L192 40H191V39H190V36L188 35L189 33L186 34V35H188L189 37H188V36L185 37V35H183V34L181 33V30H180V29L175 30V32L172 31V30H171L172 32H169L168 30H170V29H169V28H167V29L165 28L166 30L163 32L164 28L161 29V27L158 26V27H159V28H157L158 30H154V29H156ZM101 27H102V26H101ZM48 28H49V27H45V28H44V32L42 33V37L39 35V36L41 37V39H42L43 37L45 38V36H43V35L50 34V28H49V29H48ZM102 29L106 30L105 27H104V28L102 27ZM34 30H33V32H34ZM46 30H48L49 33H48V31H47V33H46ZM30 31L32 32V30H30ZM176 31H177V32H176ZM179 31H180V32H179ZM215 31H216V30H214V32H213V30H212V32L214 33V34L212 33V34H213L212 37H213V39L216 38V40L214 39V43H215L214 46H215L216 52L219 51L218 54H220V52H221V53L224 52V54H225V50H226V49H228V50L230 49V51H228V52H230V54H232L231 51L233 52V50H234V48L232 47V46H234V44H231V43H228L229 46L231 45L230 47L227 46V45H228V44H227V45H225V46H227V48L224 50L225 46H223L224 48L221 47V49H222L223 51H220V49L218 48V45H219V43H218L219 40H218V39H219V38L217 39L218 36L215 35ZM41 32H40L39 34H41ZM178 32L180 33V35H179ZM38 33H35V35H36V34L38 35ZM63 33H64V35H67L66 31H65V32L63 31ZM100 33H101V32H100ZM100 33H99V34H100ZM136 33H139L138 30L133 31V35H132V37H135V36H136ZM141 33H142L141 38L138 37V38H139V39H137L138 41H139V40H142V41L144 40L143 42H145V38H143V37H145V35H146V37H149V39L151 38L152 33H149L150 35H147L146 32H145L146 34H145L144 32H141ZM141 33H140V34H141ZM170 33H171V34H170ZM174 33H175V34L177 33L176 35H177V36L179 35V36L176 37V35H175ZM195 33H196V34H195ZM99 34L97 35L98 38H99ZM158 34H159V33H158ZM181 34H182V35H181ZM216 34H217V33H216ZM64 35H62V36H60V37H63ZM100 35H101V34H100ZM47 36H48V35H47ZM67 36H68V35H67ZM138 36H139V35H138ZM159 36H160V35H159ZM182 36H183V37H182ZM216 36H217V37H216ZM60 37H59V41H60V42H63V41L65 40V37H66V36L62 38V41L60 40V39H61ZM97 37H96V38H97ZM123 37H124V36H122L121 38H122V39L124 40V42H125V37H124V38H123ZM136 37H137V36H136ZM175 37H176V38H175ZM199 37H198V38H199ZM177 38H178V39H177ZM184 38H185V39H184ZM45 39L47 40L48 38L46 37ZM63 39H64V40H63ZM128 39H130V38H126V40H128ZM134 39H135V38H134ZM149 39H148V40H149ZM159 39H160V38H159ZM159 39H157V41H158ZM161 39H160V40H161ZM173 39H174V40H173ZM175 39H177V41L174 43L173 41H175ZM188 39H189V40H188ZM199 39H201V38H199ZM66 40H67V39H66ZM66 40L64 41V43H65V42H66V43L69 42V41L67 42ZM132 40H133V39H132ZM132 40H131V41H132ZM146 40H147V39H146ZM148 40H147V41H148ZM164 40L166 41L165 43H164ZM183 40H185V41H183ZM187 40H188V41H187ZM195 40H196V41H195ZM217 40H218V41H217ZM42 41H43V40H42ZM114 41H116V39H115ZM131 41H130V42H131ZM138 41H137V42H138ZM171 41H170V42H171ZM179 41H181V42H179ZM207 41L210 42V40H207ZM71 42H72V40L70 41V44L68 43L69 46L72 45ZM116 42H117V43L113 42L114 45L111 47V48L114 49V50H112L111 48H109V50H111V51H108V50H107V52L111 53V54H110V55H111L110 58H112V61H111V59L109 60V61H111L112 63H111V62H109V63L113 65V66H112V65H111V66L109 65V71H111V73L114 74V75H115V73H114L115 71L117 72L116 74H118V73L120 74V72H121L120 66H118L119 64L114 63L115 60L118 58V57L116 56V54L118 55V51H117V50H119V48H120L121 46H122V48H125V50H126V49H128L127 46L129 45L128 47H130V45H131L130 43H127V42H129V41H127V42H125V43L123 42V44L120 45V44H119V43H120L119 38H118V40H117ZM118 42H119V43H118ZM139 42H140V41H139ZM139 42H138V43H139ZM143 42H142L141 44H143ZM170 42H169V44H170ZM177 42H178V43H177ZM196 42H197V43L199 42V43L196 44ZM212 42H213V40H212ZM133 43H134V41H133ZM133 43H132V44H133ZM145 43H146V42H145ZM187 43H188V44H187ZM189 43H190V44H189ZM206 43H207V42H205L204 44L206 45ZM216 43H217L218 45H217ZM233 43H234V42H233ZM60 44H61V43H60ZM115 44H116V45H115ZM135 44H136V39H135ZM141 44H140V45H141ZM180 44L182 45L183 48H181V45H180ZM45 45H46V46H45ZM62 45H64V44H62ZM62 45H61V47H62ZM65 45H67V44H65ZM144 45H145V44H144ZM205 45H204V47H205ZM43 46L47 47V46H48V43H45V41H44ZM103 46H104V45H103ZM132 46H135V45H132ZM136 46H137V48L140 47V48H139V52H140L141 46H139V47H138V45H136ZM190 46H192V45H190ZM208 46H209V47H208ZM212 46H213V45L211 44V42L209 43V45H208V43H207V47H205V49L208 48L207 50H209L210 48H212ZM216 46H217V47H216ZM220 46H221V42H220ZM220 46H219V47H220ZM63 47H65V46H63ZM195 47H193V48H195ZM102 48L104 49L105 46L102 47ZM122 48H120V49H122ZM131 48H132V47H131ZM134 48H135V47H134ZM134 48H133V49H134ZM167 48H168V47H167ZM167 48H166V49H167ZM196 48L193 49V50H191V49H189V50H191V51H194V50H195V51H196ZM199 48H200V46H199ZM64 49H66V51H65L66 53L68 52V53L72 54V52L67 51V50H68L67 48H64ZM64 49H63V50H64ZM135 49H136V48H135ZM158 49H159V48H158ZM163 49H164V48H162V50H163ZM69 50H70V48H69ZM105 50H106V49H104L103 52H104ZM128 50H129V49H128ZM128 50H126V51L128 52ZM159 50H160V49H159ZM175 50H174V51H175ZM183 50H184V49H183ZM183 50H182V51H183ZM189 50H187V51H189ZM126 51H125V52H126ZM133 51H134V50H133ZM133 51H132V52H133ZM142 51H143V50H141L140 53H143ZM163 51H164V53H165V52H166V53H165V54H162ZM163 51H160L159 54H158V55H159V64H160L161 66L155 61L156 59L153 60V61H155V64H157V65H154V67H155V66L159 67V68H157V69H158V71H157L158 73H160L159 70H161L162 68H163L162 71H164L163 73H165V70L169 71V67H167V66H168V63H169L170 60L173 61V60H172V59H173L172 57L169 58V57H170V55H169V54H170L169 51H168V50H167V51L163 50ZM176 51H175V53L178 54ZM187 51H186V52H187ZM191 51H189V52H191ZM195 51H194V52H195ZM112 52L115 53V59H113V56H112V55H113L114 53L112 54ZM123 52H124V49H123ZM129 52H130V55H133V54L135 53V52H133V54H131V49L129 50ZM129 52H128V53H129ZM136 52H137V50H136ZM161 52H162V53H161ZM171 52H172V50H171ZM189 52L187 53L188 55L186 54V56H185L186 58H189V61H188L187 59L183 60L184 56H181V58H182V59H181L182 62H181V63L178 62V63H180L181 66L184 65V66H183V67H184L183 69H188V68H189V69L191 70V68L193 67V65L197 64L196 66H198L199 60L196 61V62H198V63L195 62L194 64H193L194 61L192 60V61H193V62L191 63V64H192V67L190 68V67H189V65H190L189 63L191 62V61H190V58H192L193 56L190 55V56H191V57H190L189 54H191V53H189ZM194 52H193L192 54H195ZM196 52H197V51H196ZM226 52H227V50H226ZM68 53H67V54H68ZM119 53H120V51H119ZM146 53H148V52H146ZM167 53H168V54H167ZM175 53H174V55H175ZM181 53H182V52H180V54H181ZM64 54H65V53H64ZM64 54H63V55H64ZM104 54H106V52H104L103 55H102V57H101V58L103 59L102 62L106 59V58L104 57ZM160 54H161V56H160ZM184 54H185V53H182L181 55H184ZM218 54H215V55H218ZM227 54H228V53H227ZM227 54L224 55V56H226L225 59L222 58V57H223V54H222L221 57H220V56L218 57V59L222 58L221 60H222L223 64H222L221 62H218L219 65H216L217 63H215V66H214V64H213V65L211 64L212 66H210V65H209L210 67L207 66L208 69H207V67H206V69H203V72L206 70L207 75H209V74H212V73L214 72L213 70H215L216 67H218V68H216V70L218 71V73H216V72H214V73H215V74H219V72H220V75H219V76H221V74H222V75L225 74V72L228 71L229 67H231V65H226V64H224V61H225V63L229 62V59H226V58H229V57H227ZM230 54H229V55H230ZM61 55H62V53H61ZM73 55H75V54H73ZM134 55H135V54H134ZM139 55H140V54H139ZM143 55H145V54H143ZM164 55H165V56L167 55V56H166V59L169 58L170 60H169V59L166 60L165 57H164ZM174 55H173V57H177V56H174ZM195 55H197V53H196ZM229 55H228V56H229ZM65 56L68 57V59H66V60H67V63L64 62V63H66L65 65H61V66L59 65L58 62H60V63L62 62V59H60L59 56H58V59H59L60 61H59L58 59H56L55 56H53L58 62L55 61L54 58H53V61H55V62H52V61L50 62V63H54V64L56 63V64H58V65H55L56 67H59V69H61V71H58V74L64 73V70H66V69H67V70H69V69L71 70L72 68H74V65H75V66L77 65V64H76L77 62L75 63L73 60L71 61V59H72L71 57H73L72 55H65ZM75 56L78 57L77 55H75ZM136 56H137V55H136ZM136 56H135V58H136ZM141 56H142V54H141ZM141 56H140V57H141ZM171 56H172V55H171ZM178 56H180V55H178ZM198 56H199V55H198ZM232 56H233V55H232ZM232 56H230V58H231ZM56 57H57V55H56ZM76 57H73L74 60L76 59L75 61H77V59H78V58H76ZM116 57H117V58H116ZM137 57H138V56H137ZM140 57H138V58H139V61H140ZM160 57H162V58L164 57V59H165L167 62L164 64V62L161 61L162 58H160ZM199 57H200V56H199ZM214 57H216V56H214ZM233 57H234V56H233ZM254 57H255V56H254ZM79 58H81V56H79ZM104 58H105V59H104ZM255 58H256V57H255ZM81 59H82V58H81ZM81 59H80V61H82ZM157 59H158V58H157ZM231 59H232V58H231ZM253 59H254V58H253ZM69 60H70V61H69ZM113 60H114V61H113ZM150 60H151V59H150ZM165 60H164V61H165ZM186 60H187L188 62H187ZM215 60H217V57L215 58ZM221 60H220V61H221ZM232 60H233V59H232ZM237 60H238L237 58H234V61H237ZM256 60H257V58L255 59V61H256ZM63 61H65V59H64ZM68 61H69V63H68ZM80 61H78V62H79L78 64H79V65H84V64H80V63H81ZM148 61H149V59H148ZM183 61H185V62H183ZM250 61H251V60H250ZM250 61H249V62H250ZM257 61H258V60H257ZM70 62H71V63H70ZM83 62H84V61H83ZM116 62H117V60H116ZM160 62H161V63H160ZM216 62H217V61H216ZM232 62H233V61H231V63H232ZM249 62H248V63H249ZM64 63L62 62L61 64H64ZM74 63H75V64H74ZM85 63H86V62H85ZM103 63H106V62L104 61ZM138 63H139V62H137V64H135V65L133 64L134 66L132 65L129 69L127 68V70L129 71V73L132 72V70H133L132 74L136 72V71L134 72L135 69L137 70V68H135V67L139 66V64L142 63V62L140 61V63H139V64H138ZM231 63H230V64H231ZM234 63L237 64V62H234ZM234 63H232V64L234 65ZM238 63H239V62H238ZM242 63H243V62H242ZM253 63H255V62H253V60H252V63L250 62V64H253ZM69 64H70V65H69ZM114 64H117V67H119V68H117L116 65H115V67H116V68H115V67H114ZM150 64H151V63H150ZM162 64H163V65H162ZM180 64H179V65H180ZM236 64H235L234 66H236ZM245 64H246V63H245ZM261 64H262V62H261ZM79 65H78V68L80 69L81 67H80ZM144 65H146V62H145ZM144 65H143V66H144ZM164 65H167L166 67H167L168 69H167V68L164 69ZM241 65H244V64H241ZM253 65H254V64H253ZM143 66H142V67H143ZM146 66H147V67L149 66L148 63H147ZM150 66H151V65H150ZM181 66H180V67H181ZM190 66H191V65H190ZM213 66H214L215 68H214ZM224 66L227 67V68H224ZM234 66H232L231 69H232ZM262 66H263V70H264V65L262 64ZM132 67H133V68H132ZM142 67H141V69H142ZM160 67H162V68H160ZM78 68H77V66H76L75 69L72 70V73H74V70H77V71H78ZM110 68H112V69L115 68V69H114L115 71L111 70ZM139 68H140V67H139ZM143 68H144V67H143ZM197 68H198V67H197ZM210 68H211L212 70H211ZM222 68H223V69H222ZM237 68H238V67H237ZM141 69H140V70H141ZM172 69H175V68L172 67ZM183 69H182V70H183ZM189 69H188V72H187V70H185V71L187 72V73L185 72V74H188V73L190 72ZM192 69H193V68H192ZM62 70H63V72H62ZM70 70L67 71V73L69 72L68 74L72 75L73 78H74L75 76L78 75L77 73H79V74L81 73V72H77V71H76L77 73H76V74L74 73V74H75V76H74V74H72V73L70 72ZM117 70H118V71L120 70V71L118 72ZM154 70H155V71H154L155 74H154V73H151V72H150L151 74L149 73V75L152 76V77H151L152 79L149 78V81L151 80V82H152V80H153V81L155 82V80L157 79L156 82L159 80L158 82H160L159 84H161L162 82H161V80L159 79V77H160L159 75H161V76L163 75V74H161L162 71H161L160 74H157L156 69H154ZM210 70H211V72H210ZM223 70H225V71H223ZM229 70H230V69H229ZM80 71H81V69H80ZM112 71H113V72H112ZM137 71H139V69H138ZM142 71H143V69H142ZM183 71H184V70H183ZM193 71H194V70H193ZM221 71H222V72H221ZM143 72H144V71H143ZM191 72H192V70H191ZM203 72H202V73H203ZM206 72H205V73H206ZM65 73H66V72H65ZM65 73H64V74H65ZM67 73L65 74L66 77H67V78H65V81H66L67 84L69 85V82H68V80H66V79H69L68 76H70V75H68ZM183 73H184V72H183ZM199 73H201V72H199ZM214 73H213V74H214ZM227 73H228V72H227ZM143 74H144V75L146 76V78L148 79V77H147L148 74L142 73V75H143ZM156 74H157V75H156ZM165 74H167V72H166ZM190 74H191V73H190ZM193 74H195V73H193ZM215 74L213 75V77H212L211 75H209V76H211L210 78H214V76L216 77ZM155 75H156V76H155ZM207 75L205 76V77H206L205 80H208V79H207ZM227 75H228V76H225V78L230 77L229 74H227ZM72 76H70V77H72ZM81 76L83 77V75H80L78 79H81V78H82ZM145 76H144V77H145ZM150 76H149V77H150ZM158 76H159V77H158ZM165 76H166V75H165ZM193 76H194V78H195V75H193ZM209 76H208V77H209ZM217 76H218V75H217ZM219 76H218V77H219ZM246 76H247V75H246ZM248 76H249V75H248ZM84 77H85V76H84ZM84 77H83L82 80H78V81H77L76 77H75L74 79H72V80H75V79H76L77 84L79 83V81H80V82L83 81L82 83H79V84L81 85V88H80V86H79V88H80V89H83V87H84V90H83L84 92H82V90H81V91L78 90V91H79V93H78V91H76L75 89H74L75 91H74L73 89H72V90H69V88H72V87L68 86L69 88H67V89H68V91H70V92H69V93H66V94H67V95H68V94H69V95H72L74 92H76L77 95L74 93V94H75V98H73V97L71 96V99H69V100H71V101H74V102H71V101H70V103H73V104L68 103V99H67V100L65 99L67 103H66V102H63L64 100H62V99H64V97L67 96V95H64V97H62L61 99H59V100H62V102L60 101L61 104L63 103L62 106L64 105V103H66V104L71 105L72 107H73V105H74V107H76L75 109H77V107L80 109V106H81V105L85 108V106H84L85 103H88V102H89L88 100L92 99L93 96H94V94H95V98H96V95H97L96 93H98V92H96V90H97L96 87H94V89H92L93 86H92V87H91V86H88V85H90V84H87V83H91L92 81H90V80H91L90 77H89L88 79H86L87 77H85V78H84ZM155 77H156V79H155ZM162 77L164 78V75H163ZM218 77H216V78H218ZM160 78H161V77H160ZM163 78H162V80H163V82H164L166 78H164V79H163ZM199 78H200V77H199ZM70 79H71V78H70ZM84 79H86V81L88 80V82L86 83V81H85ZM89 79H90V80H89ZM202 79H203V75L201 76V79H200V80H202ZM228 79L230 80L231 77L228 78ZM166 80H167V79H166ZM196 80H197V79H196ZM196 80H194V81H196ZM198 80H199V79H198ZM198 80H197V82H198ZM212 80H213V79H212ZM212 80H211V81H212ZM217 80H218V79H215L214 81L217 82ZM221 80H222V78H221ZM224 80H226V79H224ZM229 80L226 81L227 83H226V82H224V83L227 84V85H229V84H228V82H230ZM232 80H233V79H232ZM237 80H238V79H237ZM237 80H236V81H237ZM242 80H243V79H242ZM244 80H245V82H246V78H245ZM247 80H248V79H247ZM65 81H64V84L66 83ZM89 81H90V82H89ZM202 81H204V79H203ZM222 81H223V80H222ZM222 81H220V83H221ZM233 81H234V80H233ZM84 82H85V83H84ZM156 82H155V83L152 82L151 84H156ZM165 82H166V81H165ZM165 82H164V84H165ZM199 82H200V81H199ZM199 82H198V83H199ZM204 82H205V81H204ZM204 82H203V83H204ZM207 82H208V81H207ZM216 82H215V83L212 82V83H213L212 86H213L214 84H216ZM218 82H219V81H218ZM218 82H217V84H216L217 87H218L219 84H220V83H218ZM243 82H244V81H243ZM59 83H60V82H59ZM70 83L72 84V86H74V84H75L76 82H75V83H74V82H73V83L70 82ZM83 83H84V84H87L88 87H87L86 89H85V86H86V85H84ZM191 83H194V82H191ZM195 83H196V82H195ZM224 83H221L220 86L223 85L222 88H224V89H222V91L224 90L223 94H226V93H225L226 91H225V87H224V86H227V85H225ZM234 83H235V82H233V83L231 82L232 86H229V87L236 88V86H238V84L235 83L236 85H234ZM240 83H241V82H240ZM246 83H249V81L246 82ZM64 84H63V85L61 84L62 87L64 86ZM67 84H65V88H66ZM77 84H75V85H77ZM91 84H92V83H91ZM110 84H113V82L110 83ZM192 85H193V84H192ZM201 85H203V84H201ZM216 85H214V86H215V89L217 88ZM233 85H234V86H233ZM239 85H240V84H239ZM245 85H248V86L250 85V86H251L252 84H245V83H243L242 85L239 86L238 89H240V90L243 91V90H246L247 88H249L248 86H247V87H244ZM111 86H112V85H111ZM160 86H163V84L160 85ZM164 86H165V85H164ZM164 86H163V87H164ZM194 86H195V84L193 85V88H194ZM198 86H199V85H198ZM214 86H213V87H214ZM62 87H61V88H62ZM76 87H77V86H76ZM112 87H113V86H112ZM153 87H154V86H153ZM166 87H167V84H166ZM199 87H200V88H199ZM199 87H198V88H199L198 91L201 90V91L199 92V95H200V94H201V95L204 94V96H206L205 93L208 92V91H206V90H205L206 92L204 91V89L207 88L206 85H205V86H202V87L199 86ZM203 87H206V88L203 89ZM73 88H74V87H73ZM154 88H155V87H154ZM193 88H192V89H193ZM218 88H219V87H218ZM220 88H221V87H220ZM226 88H228V86H227ZM91 89L94 90V93H92V90H91ZM95 89H96V90H95ZM111 89H112V88H111ZM189 89H190L191 92L188 91L189 93L186 94V97H185V98H187V96H190V94H191L193 97L196 96L195 94H193V93H195L196 90H197L196 86H195V89H196L195 91H194V89L192 90L190 87H189ZM189 89H188V90H189ZM207 89H208V88H207ZM228 89H229V88H228ZM231 89H232V88H231ZM217 90H218V89H217ZM219 90H220V89H219ZM232 90H234V89H232ZM41 91H43V90H41ZM68 91H67V92H68ZM71 91H74V92H71ZM97 91H98V90H97ZM220 91H221V90H220ZM222 91H221V92H222ZM227 91H228V90H227ZM36 92H37V91H36ZM39 92H40V91H39ZM81 92H82V93H81ZM87 92H88V93H87ZM34 93H35V92H34ZM37 93H38V92H37ZM70 93H72V94H70ZM183 93H184V92H180V93H179V96L182 95L181 98H184V94H183ZM38 94H40V93H38ZM74 94H73V95H74ZM84 94H85V96H84ZM87 94H89V95L91 94V95L89 96V95H87ZM122 94H123V93H122ZM177 94H178V93L176 92L175 95H177ZM196 94H197V92H196ZM221 94H222V93H221ZM78 95H79V96H78ZM98 95H99V97H97V98L101 101V103H99L100 101H98V102H96V104H95V101H93V99H92V100H91V105H92L91 107H94V106H93V103H94V105H96V106L94 107V110H96V112H97V109H99L98 111H100V113H104V112H106L107 108H103L104 111H103V110L101 111V108H102V107H97L98 105L101 106L100 104H103V103H104V100H103L104 97H103V95H101V93H98ZM124 95H125V96H124ZM76 96H77L78 98H79V97H81V98L78 99V98H76ZM173 96H174V95H173ZM173 96H172L173 99L170 100L171 102L168 101V100H169V97H166V98H165V102H166V103L168 102L167 105H169V104H171V103L173 102V100H174V97H173ZM179 96H178V97H179ZM192 96H191V97H192ZM128 97H129V94H128V96H126V94L121 95L120 99H122V103H121V102H120V103H121V104H123V103H125V102L128 103V102H129V101H128V100H129ZM130 97H131V96H130ZM130 97H129V98H130ZM178 97H177V98L175 97L176 99L174 100V102L177 101V102H176V105H177V106L179 105L178 103L181 102V101L179 102L178 99H179L180 97H179V98H178ZM199 97H201V96H198V98H199ZM202 97H203V96H202ZM65 98H66V97H65ZM67 98H70V96L67 97ZM83 98L86 99L87 102H86V100H84V101H85V102H84V101L82 100ZM89 98H90V99H89ZM97 98H96L95 100H97ZM181 98H180V99H181ZM195 98H197V96H196ZM73 99H75V100H73ZM76 99H77V101H78V100H79V101L82 100L81 103L83 102L84 105L81 104L80 102L78 103V102L76 101ZM161 99L164 100L163 97H162ZM166 99H167V100H166ZM188 99H193V98H188ZM56 100H57V98H56ZM130 100H131V99H130ZM140 100H141V99H140ZM182 100H185V99H182ZM92 101H93V103H92ZM102 102H103V103H102ZM154 102H155V101H154ZM76 103H78V104H76ZM127 103H126V105H127ZM152 103H153V102H152ZM80 104H81V105H80ZM88 104H89V103H88ZM140 104H142V101H140ZM174 104H175V103H174ZM180 104H181V103H180ZM78 105H79V106H78ZM154 105H155V103L152 104V106H154ZM171 105H172V104H171ZM171 105H170V106H171ZM176 105H175V106H176ZM102 106H103V105H102ZM170 106H166V107L169 108ZM172 106H173V105H172ZM63 107H64V106H63ZM88 107H89V109H91V111H94V110H92L93 108H91L89 105L86 106V109H87V110H88ZM96 107H97V109H95ZM105 107H106V106H105ZM163 107H164V106H163ZM166 107H164L163 110L161 109V111H163V112L165 113V111L168 110V109L165 110ZM173 107H174V106H173ZM65 108H66V107H65ZM67 108H68V107H67ZM81 108H82V107H81ZM170 108H171V107H170ZM170 108H169V109H170ZM177 108H178V107H177ZM73 110H74V109H73ZM80 110H83V109H80ZM164 110H165V111H164ZM91 111H90V112H91ZM64 112H65V111H64ZM67 112H68V111H66V113H67ZM72 112H73V111H72ZM79 112H81V111H79ZM66 113H65V114H66ZM97 113L99 114V112H97ZM164 113H162V114H164ZM65 114H63L64 117L58 119L60 122H61V121H64L63 118H66L65 116H67V115H65ZM67 114H68V113H67ZM78 114H79V113H77V116H75V115L73 116L74 119L76 118V120H75L74 122H75V124H79L80 128L83 127L82 129H80L79 126L77 127L75 124H73V123H74L73 121H72V122L69 121V122H71L72 125H75L74 128L77 127L78 130L80 129L79 132L77 131L78 133H81V134L83 133V134L80 135V136H79L78 134H76V135L73 134V136H72L73 130L69 132L68 129H72L73 127H72V128H68V127H67V128H68L67 130H68L69 135L72 136V137H74V138H72V140H71V139H70V140H67V141H70V142H66L67 146L65 145V146H66V149L68 148L67 150L65 149L67 152L64 154V152L61 151V152H62V155H64V156H63V157H62V156H59V157L62 158V159H61L62 161H64V160L66 161L67 158H65V155H66V157H70V156L73 157V156H77L76 153H78V154H79V155H78V156H79V159H81V157H82V159H83V157H84V158H85V157H89V158L91 159V161H90L89 158H88L89 161H87L88 159H87V160H86V159H83V160H86L87 162H91L90 165H89V163H86V164L84 165V161H82V159H81L80 161L83 162V164H82V163L80 164V162H76V163H79V164H78L79 167H81L80 165H82V168H84L83 170H80V171L77 170L78 173L81 172L80 174H78L76 171H73V170H75V169H81V168H79L76 164H74V165H75V167H76V166H77V167H76V168L74 167V169H73V166H74V165H72V163L75 162V161L71 160V161H72V162H71V161H69V160L67 159V160L69 161V165H72V166H69L68 163H66V162L64 161V163H65V166H64V167H66V168H64V169H69V168H67V167L69 166V167H70V175H71L74 179H76L77 177H79L77 180L81 179V180H82L81 182L85 181V179H86L87 182L90 181V180L93 181V182L95 181V183H93V182L91 183V188H92V185H93V184H96V186H94L95 188L93 187L95 191H94L93 188H92L91 190H93V191H91V192H88V190H90V189H89V188H90V187H89L90 184H89V186H87V187H89V188L87 189V192H88L87 195L90 196V197L92 198L93 196H91V193L93 194V192H94V194H93L94 197H93V198L95 199V201H94L93 198L91 199V198L89 197V198H88L89 200H87V201H90V202H87L88 205L86 204V206H84L85 208L83 207V208L85 209V212H83V211H84V209H83V211H78V210H77V211H78L77 213H82V212H83L84 214H86V210H87V213H88V211H89V212L91 211L90 213H92V210H95V208H94V209H91V208L94 207L93 205H101L102 208L104 207L103 209H107V210H108V213H109V212L111 213V215H110L111 217H109V219H110L109 221H106V220H107L106 218H107V215H108V213H107V215L104 216V217H105V219H104L105 221H104L103 219H101V218H100L99 220L97 219V221H94V222H96V223H95V226L97 225V227H92L91 229H90V227H88L89 229H88V228L86 229L87 231H90V230H91V231H90L91 234L93 233V232H92V231H93V230H92L93 228H94V229L97 228V229H95V230H98V231H95V230H94V234H98V235H96V236H95L94 234H92V235H93V236H92V235H90V233H89L88 236H91V238H89L90 240H89L88 238H87L88 240L85 238L87 234H86V232H83V230L81 231V233H82V232L85 233V235L82 233L85 237L82 238V237H81L82 235H81L80 233H77V234H79V237L76 235V239L79 238V243H77V240L75 239V237H74V238L72 237V240H76V242L73 241V243L75 242L74 244H76V247H77V248H75V247H74L75 245L71 243L72 241L70 240V239H71L70 235H69V234H68V235L66 234L67 236L70 237V238H68L67 240H70V246H68V248L71 249V250L67 249V250H69L70 252H68V251L65 250L66 253H65V252H64V253H65V254H69V255L71 256V254H72L71 252H73V253H74V251H75V253L77 252V255L74 253V255H76V256H74V255H73V257L71 256L72 259H74V258L77 257V260H75V261H76V262H75L76 264H77V262H80V264H81V261H82V262L84 261V262H83L84 264H85V263H86V264H87V263L91 264V262H88V261H90V259H92L93 261L95 260V259H94V258H95V255H94L95 253L93 254L94 256L91 255V254L89 255L90 250H89V252H87V251H86V250H87V247L91 246V247L94 248V247H95V246H94L95 244L98 246L99 243H101V244H104V242L106 243V241L104 240L105 237H106V236L104 237V234H105V231H106V230L109 229L108 232H111V230H112V232H111L112 235H111V236H113V239H112V240H109V241H110V243H111V241H113L114 245H113V244H112V245H113L114 247H116L117 244H118L117 242H119V241H118V239H119L118 235H119L120 233H121V234H120L121 239H123V240L126 239V238L128 237V235L130 234V230H129V228H128L126 225H125V228H124V227H123L124 224L121 223V222L123 221V216L126 217V216H128V214H129V215L132 214V213H130L131 211H129V209L131 210L132 207H137L138 205L136 206L135 204H137V202L141 203V202L144 200L145 197H147V199H149V198L151 199V197H149V195L152 194L153 192L155 193V192H159V191H160L159 193H164V190H167V191L169 192L170 189L172 188V186L175 187V185H177L178 183H179L180 185H181V184L183 185V184H184L183 182H184L186 179L189 180L190 177H193V174L196 172V171L193 172V170H196V169H198V168L202 169V168H204L203 165H206V164H207V166H208V165H212V166H208V167L206 166L207 169H209V167H212L211 170H213V167H214L215 170H216V168H217L216 166H219V165L222 166V167H220V168L226 167L225 165H226V164H229V163H228L229 160H230L229 162L234 163L233 166H235V164L240 165L241 161L244 160V162H245L244 165H245V170H246V168L248 169L247 166H249L250 163L253 164L254 162L262 161V158H263V161H264V145H262V142L260 143V146L255 147L256 145L259 144V143H258L259 141H257L256 143H258V144H254V145H255L254 147L252 146L253 148H256V149H254V150L252 149V151L250 150L249 147H243V148H244V149H243V148L240 146V147L243 149V151H242L241 153L243 154V152H244L243 156H242L241 153H239V155H241L242 158H243V160L241 159V160L239 161L240 163L237 161V159H239V158H241V157H238V158L236 159V157H237V155H238L237 152H238V151L240 152V147H239L238 149L234 150V152H233V150L231 151V149H233L232 146H233L234 144L231 143L232 145L230 146V145H228V144L230 143V142H229L228 144L225 145L226 147H225L224 145H223L222 147H219V148H223V151L220 150L221 152H219V150H218V151L215 150L216 152H214V153H216L215 155H217V157L214 155L215 158H214V157L211 158L212 156H208V155L206 156V155H205V156H206L205 159H208V157H209L210 159H213V161H210L209 163H207V162L210 160V159H209L207 162H206V161H205V162L203 161L204 163L202 162V163L199 164V165H197V163H193V164H195V165H194L195 167H196V165H197L198 167H197V168H194V169H193V167H192L193 170H192L191 167H190L191 170H190L189 172H191V171L193 172L192 176H189V175H191V174H190L189 172H187V171L189 170L188 167H186V168H188V170H186V172H184V169H185V168L183 169L182 167H180L181 170H183V172H182V171H179V172H180V173H179L178 170H180V168H179L178 170L176 169V168L178 167L177 164L175 165L176 167H175L174 165H172V167H171V165H170V169L172 170L173 167H174V169L177 170V172H176V171H171L169 168H166V167H168L169 165L166 166L167 164L165 163V164H166V165H165L166 167L164 166V164H161V166H156V165H155V167H159V168H160V167H163V168H162L163 170H160L159 168H154L153 166H151V168L149 167V169H152V167H153L152 171H149V169H148V171H147V173H146V170H145V171H143L145 174L142 173L143 175L141 176V178L145 181V183L142 182V181H140L141 179L138 180V182L135 183V181H137V180L135 179V180L132 182V179H133L132 176H131V177L129 176V177L127 178V180H126L125 177H127L128 175H125V177H124V176H123L124 174H120V173H122V172L124 173V170H125V172L128 171L127 173H130V170L132 169V167H133V169H135V168H134V167H135L134 164L137 165V163H134V162L136 161V155H137V154H136L135 156H133L134 154L130 155V156H132L131 158H130V156H128V157L130 158V161H129L128 163L125 162V161H123V162H125V163H122V161H121V163H120V162H119V163L117 162V164H120V165H121V164H122V165H123V164L128 165L127 168H126L124 165H123L122 167H120V166L118 165V167L116 166L117 168L114 166V168H116V170H114V168H113L112 166H110V168H111V167L113 168V169L111 168V169H112V173L107 174V172L105 173V171L102 172L103 169H104L105 167H106V168H105L104 170H106V169L108 170L106 164H108L109 162H111V161H112V158H115V156L112 157V158H108V157H107L106 159H110V160H111V161L109 160L108 162H107L106 159H105V160H102L103 158L101 159V157H104V158H105L107 154L109 155V157H111L112 155L115 154L116 151H115V150H112V149L114 148V146L116 145V143L114 144L113 141H114V140L117 141V140H116V138H115V139H111V138H114V137H111V138L109 137V135L113 136V135H115V134H113V133L110 134V133L107 132V134H109V135H107V134H105V133H106V132H105L104 135H103L102 133H100V134H102V135H99L100 137L97 138V139L92 138V136H91V138L89 137V138H90V139H89V138H88L89 133H87V131H88V130L91 131V128H89L90 125H89V123H87L88 125H87V124L84 125L83 123H86V122H84V120L82 121L83 123L81 122V120L83 119V116H85L84 113H83L82 115L80 114L79 117H78ZM165 114H166V113H165ZM101 115H102V114H100V116H101ZM59 117H60V116H59ZM80 117H81V118H80ZM84 118H85V117H84ZM142 118H143V117H142ZM143 119H144V118H143ZM145 119H146V118H145ZM145 119H144V120H145ZM147 119H148V118H147ZM147 119H146V120H147ZM231 119H232V118H231ZM231 119H230V120H231ZM67 120H68V119H67ZM79 120H80V121H79ZM146 120H145V121H146ZM77 121H78V122H77ZM136 121L138 122V120H136ZM141 121H142V119H141ZM141 121L138 122L139 125H138V124H137V125L135 124V126H136V127H137V126H144V127H145V125H146L145 123H146L148 120L144 123L145 125H144L143 123H141ZM40 122H43V121H39V123H40ZM46 122H47V121H46ZM46 122H43V123L45 124V129H47V128L49 127V125H50V124H49V125H46V124H47ZM64 122H65V121H64ZM66 122H68V121H66ZM69 122L67 123V125L70 127L71 125H70ZM80 122L82 123V126H81V123H80ZM137 122H136V123H137ZM142 122H144V121H142ZM151 122H152V121H151ZM151 122L149 123V121H148L149 124H151ZM37 123H38V122H36V124H37ZM43 123L37 124L38 126L40 125L38 128L41 129V130H42V127L44 126V125H42ZM140 123L143 124V125H141ZM60 124H61V123H60ZM64 124H65V123H64ZM64 124H61V125L63 126ZM132 124H134V123H132ZM153 124H154V123H152V125H153ZM83 125H84V126H83ZM64 126H65V125H64ZM127 126H128V125H127ZM127 126H125V127H127ZM131 126H132V125H129L130 128H128V129L125 128V129H127L126 133H128V131L132 130V127H131ZM135 126H134L133 128H135ZM149 126L151 127V125H149ZM90 127H91V126H90ZM144 127H143V129H145V128L148 129L147 127H145V128H144ZM153 127H154V126H153ZM31 128H34V126H33V127H30V129H31ZM38 128H37V129H38ZM77 128H76V129H77ZM123 128H124V127H123ZM123 128H122V130H124ZM62 129H64V128H62ZM129 129H130V130H129ZM138 129H140V127H139ZM138 129H137V130H134L135 133H139V132H144V131H145V130H142V128H141L142 131L139 130V132H136V131H138ZM149 129H150V128H149ZM41 130H39V131H41ZM81 130H82V131L84 130V131L82 132ZM120 130H121V129H117L116 131H120ZM122 130H121V131H122ZM182 130H183V129H182ZM34 131H36V130L34 129ZM63 131H64V130H63ZM89 131H88V132H89ZM66 132H67V131L65 130V134H66ZM71 132H72V133H71ZM130 132H131V131H130ZM150 132H154V130L152 131V129H151ZM184 132H185V131H184ZM35 133H39V134L42 133L41 135L45 134L43 131H42L41 133L38 132V131L35 132ZM68 133H67V134H68ZM84 133H85V134H84ZM132 133H133V131H132ZM145 133H146V132H145ZM145 133H143V134H145ZM147 133H148V132H147ZM181 133H183V131H182ZM46 134H47V133H46ZM86 134H88V135L86 136ZM91 134H92V133H91ZM124 134H125V133H124ZM128 134H129V133H128ZM133 134H134V133H133ZM140 134H141V133H140ZM143 134H142V135H143ZM84 135H85V136H84ZM106 135H107V136H106ZM129 135H131V134H129ZM129 135H128V136H129ZM138 135H139V134H138ZM138 135H137L136 137H139V136H140V135H139V136H138ZM38 136H40V135H37V137H38ZM76 136H79V137H78V138H75ZM94 136H95V135H94ZM103 136H104V137H103ZM126 136H127V135H126ZM126 136H125V137H126ZM132 136L134 137L135 135H132ZM143 136H144V135H143ZM41 137H44V140H43V141H45V143H46V139H45L46 136H41ZM86 137L88 138V140H87ZM95 137H98V136L96 135ZM130 137H131V136H130ZM130 137H129V139H127V137L124 138V136H123L122 139H120V140H122L121 143L123 142L122 146L124 145V140H125V139L130 140ZM136 137H134L133 139H137ZM140 137H141V136H140ZM144 137H145V136H144ZM80 138H81V139H80ZM109 138H110L112 141H109V142H108L107 140H108ZM261 138H263V137H261ZM36 139H37V140H36ZM36 139H35V140L38 142L39 138H36ZM40 139H41V138H40ZM85 139H86V140H85ZM104 139H105V140H104ZM110 139H109V140H110ZM123 139H124V140H123ZM138 139H139V138H138ZM31 140H33V139H31ZM31 140H30V141H31ZM35 140H33L32 142H35ZM41 140H42V139H41ZM98 140H99V141H98ZM131 140H132V138H131ZM43 141L40 142V143H37L36 146L38 147V144H42V143L44 144ZM101 141H102V143H103L104 146H107V142H108V146H107V148H109V147L111 146V145H109V143H110V142H113L114 146L112 145L113 148H112V146H111L110 148H112V149H111L112 152H113V151H115V152H113V153H111V152H110V153H107V152H108V151H107L106 153H104V152H105V149H107V148H106V147H103L102 144H100L101 146L98 145L99 143H101ZM105 141H106V145H105ZM118 141H119V140H118ZM125 141H126V140H125ZM260 141H261V139H260ZM263 141H264V140H263ZM18 142H19V143H18V145H19V149L22 150V152H23V151H24V152L27 151V152H25V153L23 152L25 155H26V154L29 155L30 153L28 152V149L30 150V149H31V146H32V145H35V144H33V143H30V144H32V145L28 148L29 144L27 143L28 140L26 141V139H24V140L20 139V140H18ZM47 142H48V144H50V141H49L48 139H47ZM88 142H89V145H90V146L94 144L93 147L100 146V148H102V147L105 148L104 151H103V149H99L100 151H99V150L97 151V153H100V154H98L99 157L97 156V153L93 151V148L90 149L92 146L90 147V146L87 145ZM96 142H99V143H96ZM119 142H120V141H119ZM51 143H52V142H51ZM129 143H130V142H129ZM85 144H86L87 146H86ZM126 144H127V142H126ZM131 144H132V143H130L129 148L132 149V145H131ZM263 144H264V142H263ZM25 145H26V146H25ZM45 145L47 146V144H45ZM50 145H53V143L50 144ZM50 145H49V148H47L48 146L46 147L47 150L43 149L42 153H43V152H44V153L46 152L47 154H49L48 151H50L51 149H52L51 152H53V151H54V148H52V146H50ZM95 145H96V146H95ZM227 145L230 146V147H228V149H230V150L227 149ZM261 145H262V146H261ZM41 146H42V145H41ZM41 146H39V148H40ZM43 146H44V145H43ZM84 146H86V147H84ZM125 146H126V145H125ZM125 146H123V147L126 148ZM130 146H131V147H130ZM235 146H236V145H234V147H235ZM238 146H239V145H238ZM238 146H236V147H238ZM3 147H4V149L1 148V149H3V151L1 150V152H0V155H2V158H0V159H1V160H0V163H1V164H2L1 161L4 162V160H5L4 163L7 165V163H8L9 160H10V161H11V164L13 165L14 161H16V159H17L16 163H14V164H17L16 166L14 165V166H15V169H14V167H13L14 172H15L16 174H14V172H11V171H9V170H8L9 172H7V171L5 170V171H6V173H5L6 175L4 174V176H8V174H9V176L11 175V176L9 177L10 180H13L12 177H13L14 175H16V176H14V177H17V175L20 173L18 176L21 178V174H22V177H24V174H23L24 171L22 170V171H19V172H18L17 169H19V168H17V167L20 166L21 169H23V168H25V169L28 168V167L30 166L29 163H30V164H31V162L33 163V161H32V160H33V157H32V156H34V153H36L38 150H36L35 152H33V155H32L31 157H30V156L28 157L27 155H26V156H23V153H21L22 156H18V158H16L17 156L15 157L14 155H12L13 158H14V160H12L13 158L11 159V155H9V153H7L8 151H6L7 148H6L5 146H3ZM17 147H18V146H17ZM21 147H22V148H21ZM23 147H24V148H23ZM33 147L36 149L35 146H32V148H33ZM50 147H51V148H50ZM57 147H58V146L55 145V149H56V150H57ZM87 147H88L91 151H90V150H87V149H86ZM224 147H225V149H227V150H225ZM231 147H232V148H231ZM252 147H251V148H252ZM34 148H33V149H34ZM116 148H117V147H116ZM116 148H114V149H116ZM127 148H128V147H127ZM245 148H246V149H249V150H246ZM19 149H18V151H19ZM37 149H38V148H37ZM48 149H49V150H48ZM80 149H82V150H80ZM97 149H98V147H97ZM140 149L142 150V148H140ZM145 149H146V148H144V150H142V152H143V151L145 152ZM44 150H45V151H44ZM56 150H55V151H56ZM58 150H59V148H58ZM95 150H96V148H95ZM107 150H108V149H107ZM237 150H238V151H237ZM39 151H40V149H39ZM55 151H54V153H55ZM59 151H60V150H59ZM59 151H57L56 153H58ZM87 151H89V153H88ZM102 151H103V152H102ZM109 151H110V149H109ZM3 152H6V153H3ZM80 152H82V153H80ZM84 152H85V153H84ZM86 152H87V153H86ZM90 152H91V153H90ZM92 152H93V153H92ZM129 152H130V149H129L128 153H129ZM142 152L139 150V152H138V153H139L138 156H141L142 154H144V152H143V153H142ZM217 152H219V153L217 154ZM44 153H43V154L40 153V154H41V156H42V155L44 156V157H42V159L45 158V160H46V157H45V154H44ZM54 153H52V155H53ZM70 153H71V154H70ZM101 153H102L103 155H104V154H106V155L103 156ZM214 153H213V154H214ZM6 154H8V155H6ZM21 154H20V155H21ZM36 154H37V153H36ZM40 154L37 155L38 161L35 159L37 162L34 161L35 163H33V164H34L33 166H35V167H34V168H35L34 170L39 169L38 171L43 170L42 168H43V167H46V166H45L46 164H45V165H42V164H40V163H39V164L42 165L43 167L38 166V165H39L38 162H41V161H40L41 159H39V158H41V157H39ZM47 154H46V155H47ZM59 154H60V153H59ZM68 154H69V155H68ZM73 154H74V155H73ZM87 154H88L89 156H88ZM213 154H212V155H213ZM52 155H50V159H51V156H52ZM55 155H56V154H54L53 156H55ZM85 155H86V156H85ZM108 155H107V156H108ZM3 156H4V157L7 156L9 159H6L7 157L4 158ZM100 156H101V157H100ZM21 157H22V158H21ZM23 157H24V159H23ZM25 157H26L27 159H26ZM72 157H70V158H72ZM94 157H95V158L97 157L98 159H92V158H94ZM128 157H125L127 160H126L125 158H124V160L128 161V160H129ZM15 158H16V159H15ZM20 158H21V159H20ZM31 158H32V160H31ZM64 158H65V159H64ZM70 158H69V159H70ZM75 158H76V157H75ZM75 158H73V159L75 160ZM203 158H204V157H203ZM228 158H230V159L228 160ZM25 159H26V160H25ZM47 159H49V158H47ZM52 159H53V158H52ZM55 159H58V158L55 157ZM137 159H139V158L137 157ZM205 159H200V160L202 161V160H205ZM235 159H236V160H235ZM245 159H246V160H245ZM6 160H7V161H6ZM22 160H24V161H22ZM27 160H28V161H27ZM76 160H77V158H76ZM93 160H94V162H93ZM100 160H101V161H100ZM139 160H140V159H139ZM226 160H228V161H226ZM29 161H31V162H29ZM53 161H54V162H57V161L54 160V159H53ZM58 161H60V159H58ZM62 161H60V162H62ZM86 161H85V162H86ZM179 161H180V160H179ZM28 162H29V163H28ZM50 162H51V163H50ZM70 162H71V164H70ZM102 162H104L105 165H104V164L101 165ZM112 162H113V161H112ZM138 162H139V161H138ZM198 162L200 163V161H198ZM223 162H225V163L223 164ZM9 163H10V162H9ZM19 163H20V164H19ZM41 163H42V162H41ZM43 163H44V161H43ZM62 163H63V162H62ZM114 163H115V162H113L112 164L114 165ZM126 163H127V164H126ZM133 163H134V164H133ZM178 163H179V162H178ZM221 163H222L224 166H223ZM1 164H0V165H1ZM48 164H49V166H48L47 169H49V170H50L49 167H51V166L57 168V165L55 164L56 166H54V163L52 164V161H51V160H50V161L48 160ZM50 164H51V166H50ZM59 164L61 165V163H59ZM92 164H94V167H93L92 169H90V170H92V173H93V172H96V175H94V173L91 174V175H93V179H92V176L90 177V178H91V179H90V178L87 176V174H88V171L90 172L89 168H91V167H87V166H88V165L91 166ZM110 164H111V163H110ZM132 164H133V166H132ZM182 164H183V163H181V165H182ZM252 164H251V165H252ZM257 164H258V163H257ZM6 165H5V166H6ZM27 165H29V166H27ZM31 165H32V164H31ZM66 165H68V166H66ZM83 165H84L85 167H83ZM115 165H116V164H115ZM158 165H160V164H158ZM230 165H231V164H230ZM230 165H227V167L230 166ZM1 166H3V165H1ZM22 166H23V167H22ZM61 166L63 167V165H61ZM61 166H60V167H61ZM92 166H93V165H92ZM102 166H103V167H102ZM104 166H105V167H104ZM108 166H109V164H108ZM179 166H180V163H179ZM3 167H4V166H3ZM40 167H41V168H40ZM52 167H51V169H52ZM164 167H165L166 169H165ZM183 167H184V166H183ZM32 168H33V167H32ZM32 168L30 167V168H29V171H30V169H31V171H32ZM86 168H87L88 170H87ZM130 168H131V169H130ZM220 168H218V169H220ZM21 169H19V170H21ZM45 169H46V168H45ZM58 169H60V168H58ZM71 169H72V171H73L74 173L71 172ZM85 169H86V170H85ZM122 169H123V171H121ZM133 169H132V170H133ZM156 169H159V170H156ZM164 169H165L166 171H165ZM168 169H169L170 172L168 171ZM16 170H17V171H16ZM27 170H28V169H27ZM62 170H63V168H62ZM62 170H61V171H62ZM101 170H102V171H101ZM113 170H114V171H113ZM202 170H203V169H202ZM202 170H201V171H202ZM215 170H214V171H215ZM68 171H69V170H65V172H68ZM82 171H83V172H82ZM158 171H159V172H158ZM160 171H162V172H160ZM167 171H168V172H167ZM201 171H198V172L203 173V174H199V173H198V175L195 174L196 176L194 175L193 179L191 178L192 180H189V183H190V182L193 183V181L195 182L196 180L201 179V177H202V180H204L203 178L205 177V174L207 175V172L204 174L205 171H203V172H201ZM214 171H213L214 174L211 173L212 171H208V175H207V176H211V178H213L214 175H215V173L218 172V171H216V172H214ZM240 171H241V170H240ZM21 172H22V173H21ZM75 172H76V173H75ZM101 172H102V173H101ZM108 172H110V170H109ZM116 172H117V173H116ZM148 172H149V173H148ZM209 172H210V173H209ZM231 172H233V171H231ZM28 173H29V172H28ZM28 173L25 172V177H26L27 179L29 178L28 176H26V174L29 175ZM103 173H105V174H107V175L103 177V175H101V174H103ZM127 173H125V174H127ZM233 173H234V172H233ZM239 173H240V172H239ZM239 173H238V174H239ZM13 174H14V175H13ZM61 174H62V172L60 173V175L58 174V176H59V178H62L61 180H64V178L61 176ZM77 174H78V176H77ZM89 174H90V173H89ZM89 174H88V175H89ZM99 174H100V175H99ZM105 174H104V175H105ZM114 174H116L117 176L114 175ZM118 174H119L120 176H119ZM209 174H210V175H209ZM236 174H237V173H236ZM2 175H3V174H2ZM2 175H1V177H2ZM12 175H13V176H12ZM66 175H69V173H66ZM110 175H111V176L113 175V176H112L113 179L111 178ZM200 175H201V176H200ZM234 175H235V174H234ZM244 175H245V174H244ZM246 175H247V174H246ZM71 176H68L67 179H66L65 181H63V182L59 179V181H60L61 183H60L59 181H58V182H59L60 184H58V183L56 184V182H57V180H58V178H57V176H56V181L54 182V184H56V186L59 185V187H61V188H63V186H64L63 189H66V187H67L68 190H69V189H72L71 191L74 192L75 187L77 188V186H80V185H78V184H80L81 182L78 181V184H77V183H76V180H73L72 178H70ZM82 176H84V177H82ZM86 176H87V177H86ZM99 176L102 177V178H100ZM118 176H119V177H118ZM121 176H123V177H121ZM203 176H204V177H203ZM232 176H233V175H232ZM94 177H95V178H94ZM96 177H97V178H96ZM114 177H115V178H114ZM116 177H117V179L120 178V177H121V179L124 178V180H125V181H128L130 185L132 184V187L130 186V188L132 189V191H131V189H130L129 187H127L126 190L123 189V191H122V186H121V185L124 186V184L126 185L127 182L124 183L123 180H121V181H120V180H116V181H120L119 184H118V182L116 183L115 181H113L114 183H116V186H117V184H118L117 187L119 188V191H120V192L118 193V188H117V192H116V190H115V186L112 184V182H110L111 184L108 183L109 181H112V180L116 179ZM146 177H147V178H146ZM240 177L242 178V175H240ZM7 178H8V177H7ZM9 178H8V181H9ZM11 178H12V179H11ZM65 178H66V176H65ZM68 178H70V180H71L72 182H74V184L72 183L73 185H75V184H76V185H75V186H70V187L66 186V184H68V185L71 184V181H70V180H69V182H68ZM98 178H99V179H98ZM108 178H109V180L106 182L105 179H108ZM14 179H15V178H14ZM94 179H96V180H94ZM243 179L245 180V177L242 178V180H243ZM21 180H22V179H21ZM52 180H53V179H52ZM102 180H104V181H102ZM202 180H201V181H202ZM244 180H243V182H244ZM246 180H247V179H246ZM3 181H5V182L8 183V184H6V183H2L3 186H0V187H1V189H0V191H1V192H0V202L2 203L3 201H6V200L9 201L8 199H12V200H10V201H13V198L15 197V195H14L15 192H14V194H12V192H13L14 190H13L12 192H10V191H11L12 189L15 188V187H14V184L16 185L15 182L18 181V179H17V180H14V181H15L14 183L10 182V185H11V187H10L11 189H10V190H9V182L6 181V180H3ZM86 181H85V182H86ZM139 181H140V182H139ZM240 181H241V180H240ZM240 181H239V182H240ZM21 182H23V181H20V180H19V182H17V185H19ZM85 182H84V183H85ZM97 182H99L100 184H98ZM104 182H105V186H106V183L109 184L108 186H106V188H107V187L109 188V186L112 185L111 187L114 188V189H112V188L110 187V188H111L110 192L108 191V193H106V190H105L104 185H103ZM141 182H142L143 184H142ZM18 183H19V184H18ZM51 183H53V181H52V182H48L47 184H45V185H47V186H44V187H46V189H48V188H49V189H51V188L54 189L56 186L54 187V184H53V187H54V188H53V187L51 186V185H52ZM62 183H63V184H62ZM84 183H83V185L85 186ZM88 183H89V182H88ZM122 183H123V184H122ZM140 183H141V184H140ZM191 183H190V184H191ZM4 184H5V185H4ZM12 184H13V185H12ZM61 184H62V186H61ZM64 184H65V185H64ZM101 184H102L103 186H102ZM138 184H139V187L137 186ZM179 184H178V185H179ZM186 184H188V183L186 182ZM186 184H185V185H186ZM242 184H245V183H242ZM43 185H44V184H42V186H43ZM48 185H49V186H48ZM171 185H172V186H171ZM178 185H177V186H178ZM180 185H179V186H180ZM6 186H7V187H6ZM113 186H114V187H113ZM127 186H128V184H127ZM133 186H134L135 188L137 187L136 190H133V189H134ZM170 186H171V188H170L169 190H168V189H165V188L170 187ZM186 186H187V185H186ZM3 187H4V188H3ZM36 187H38V186H36ZM44 187H42V188H44ZM72 187H74V188H72ZM100 187H101V189H100V191H99V188H100ZM125 187H126V186H124V188H125ZM42 188H40V190H38L39 188L37 189V188L34 187L33 190L36 189V190H38V191L36 192V190H35V192H36V193L39 192V193H38V194H34V192H33V197H34L35 195H36L35 197H38V196H40V195H44L45 192H44V194H40V193H43V191H45V189H43V191H42ZM61 188H59L60 191L63 190V189H61ZM2 189H3V190L6 189V190H5L6 193H7V191H9V194H10V195H8V193H7V194L5 193L6 195H4V196L1 195V193L3 192ZM67 189H66V191H67ZM127 189H129V190L127 191ZM163 189H164V190H163ZM103 190H104V191H103ZM108 190H109V189H108ZM161 190H162L163 192H162ZM40 191H42V192H40ZM167 191H165V192L167 193ZM52 192H53V190H52ZM54 192H55V191H54ZM63 192H65V190L62 191V193H63ZM95 192H96V193H95ZM114 192H115V194H117V195L121 193V195H118V196H117V195L114 194ZM123 192H126V193L124 194V195H125V198H122V197H121ZM3 193H4V192H3ZM57 193H58V192H57ZM89 193H90V195H89ZM110 193H111L112 195H111ZM154 193L152 194V198L155 196ZM159 193H156V194H157V195H160ZM166 193H165V194H166ZM39 194H40V195H39ZM107 194H108V195H107ZM37 195H38V196H37ZM114 195H115V197H114ZM124 195H123V197H124ZM153 195H154V196H153ZM8 196H9L8 199L3 200V199H5V197H8ZM109 196H110V197H109ZM150 196H151V195H150ZM1 197H2V198H1ZM119 197H120V198H119ZM148 197H149V198H148ZM109 198H110V199H109ZM117 198L119 199V201L116 200ZM121 198H122V200L120 201ZM14 199H15V198H14ZM114 199H115L116 201H118V202L114 201ZM142 199H143V200H142ZM165 199H166V202H167V198H165ZM2 200H3V201H2ZM91 200H92V202H91ZM7 201H6L5 203L8 204L9 202H7ZM93 202H94V203H93ZM112 202H113V203H112ZM251 202H252V204H250V205L253 206V205H254V204H253L254 201H251ZM1 203H0V208H1L0 210H1V213H3V214H4V212H2V211L7 212V210H8V211L10 210V205H13V206H14V204H15L14 207H17V204H16L17 202L14 203V201H13V204H10V205L8 206L9 208L6 207L7 205H6L4 202H3V204H1ZM10 203H11V202H10ZM92 203H93V204H92ZM95 203H96V204H95ZM167 203H168V205H173V202H167ZM4 204H5L6 206H5ZM90 204H92V205H90ZM141 204H142V203H141ZM3 205H4L5 207H4ZM139 205H140V204H139ZM2 206H3V207H2ZM87 206H88V207H87ZM90 206H92V207H90ZM116 206H117L118 208H117ZM14 207H11V211L9 212V214H7L8 216H9L10 214L14 213V212H12V211H14V210L16 209V208L13 209ZM86 207H87V208H90V210L86 209ZM170 207H171V206H170ZM2 208H4V209H2ZM99 208H100V206H99ZM6 209H7V210H6ZM169 209H171V208H169ZM79 210H80V209H79ZM97 210H98V209H97ZM133 210H136V209H135V208L132 209V212L134 213ZM115 211H116L117 213H116ZM104 212H106V211L104 210ZM127 212H128V213H127ZM1 213H0V214H1ZM73 213L75 214L76 212H73ZM73 213H72V214H73ZM113 213H114V214H113ZM124 213H125V214H124ZM74 214L72 215V218H73V219L75 218V219H74V224H75V223L77 224L78 221H79V224H80V223L83 224V222H84V220H83V216H87V215H88V214H87V215H83V214H82L83 216L80 217L78 214H75V215H74ZM13 215H14V214H13ZM76 215H78V216H76ZM80 215H81V214H80ZM100 215H101V214H100ZM100 215H99V216H100ZM118 215H121V216L123 215V216H122V217H121V216L119 217ZM1 216H2V215H1ZM42 216H43V215H42ZM73 216H74V217H73ZM88 216H89V215H88ZM114 216H115V217H114ZM5 217H6V215L4 216V219H5ZM11 217H12V215H10L9 219H12V218H13V217H12V218H11ZM76 217H77V219H76ZM95 217L97 218V215H96ZM95 217H94V218H95ZM104 217H103V218H104ZM125 217H124V218H125ZM228 217H229V216H228ZM72 218H71L70 220H67L66 222H65V221H63V222H65V223H67V222L70 223L69 226L74 225L73 222L71 221ZM81 218H82V219H81ZM96 218H95V219H96ZM112 218H113V219H112ZM120 218H121V219H120ZM9 219H8V220H9ZM80 219L83 220V222H81ZM84 219H86V218H84ZM115 219H116V221H115ZM119 219H120V220H119ZM230 219H231V218L228 219V222H229V221L231 222V223H229L230 226H228V228L230 227V228L232 229V228H233L232 225H234V224H232V223H234V220L231 219V220H233V221H231ZM0 220H2V218H1ZM5 220H6V221H5ZM5 220H3V221L7 222V218H6ZM38 220H39V219H37V220H35V221H31V223H30V220H29V223H27V226L25 225V223H26L27 221L24 222V223H22V224H23V226H24V225H25L26 227L29 226L28 228H30V227H32V225H36L37 223H35V222H38ZM121 220H122V221H121ZM125 220H126V219H125ZM125 220H124L123 222H125ZM3 221H0V229H1V226H2V229H3V226H4V231H5V232H1L2 229L0 230V233H1V234H0V237H1V238H0V243H3L4 240H6V242H4V243H5V247L3 246L4 243H3V245L0 244V262H2V261L4 262V259L1 260L2 258H4V257H5V258L10 257V252H13V251H16V250H17V251H16L17 253H21V252H18V248H20L19 250L21 251V249L24 248V247L21 246V244L26 243V241L28 242V241H29L30 239H32L33 237H35L34 239L37 240L39 237L41 238L40 235H43V234H47V235H50V234H51V235H52V233L55 232L53 237L56 238V236H57V237H59V235L62 236V235H61L62 232H63V234H65L66 232L69 233V231H71L70 229H67V228H69V227H66V226L68 225V223H67V225L64 224V225H66V226L58 224L57 226L59 227V225H60V227H59V228H55L54 230H56V229H61V227L63 226V229L66 230V231H64L63 229H62L63 231L56 230V231L58 232V233H57L56 231H53V227H52V225H51V227H52V229H51V227H49L50 225L47 223V226H46V225H43V226L46 227V228H45V227H43L42 225H40L42 221L39 220V223H40V224H39V223H38V224H39L40 226H39V225H37V226H39V228H40V227H43V228H41L40 231H39V229L36 230L37 227H36L33 231H31L33 228H30L31 230H30V229H29V230L31 231V232H30V235H31V236L29 235V237L27 236V235L29 234V233H28L29 230H28L27 228H25L26 231H24V233H26V236H27V237H25L24 241H25V240H26V241L23 242L22 239H23L24 237L22 238V236H23L24 233L21 232L22 234H21V235L19 234V235L21 236V239L18 238L20 242L17 243V244H19L20 247L17 246L16 250H14L13 247H14V246L16 247V241H17V239L15 240L14 237H16V236H17V237H20V236H19V235H15V233H14L13 236H14V235H15V236L13 237V236H12V233H11V229H12L13 227H15V228H13V229H16V230H17L18 227H20V226H17V224L20 225V222H21V221L19 220L20 222H19V221L16 222L15 225H13V224H14V223H13V222H14L13 220H12L13 222H12V221H11V222L8 221L6 224H8V223L10 222V225L12 226V227L10 226L11 229L9 228V226H8V228L5 229V225H6V224H5V225H2V223H1V222H3ZM75 221H77V222H75ZM5 222H4V223H5ZM63 222H62V223H63ZM105 222H106V223H105ZM113 222H114V223H113ZM62 223H61V224H62ZM71 223H72V224H71ZM30 224H32V225H30ZM107 224H108V229L104 230V229L106 228ZM231 224H232V225H231ZM48 225H49V226H48ZM80 225H81V224H80ZM25 226H24V227H25ZM55 226H56V225H55ZM55 226H54V227H55ZM78 226H79V225H78ZM78 226H77V227H78ZM231 226H232V227H231ZM64 227H65L66 229H65ZM71 227H72V226H71ZM71 227H70V228H71ZM75 227H76V226L74 225V228H75ZM79 227H81V226H79ZM72 228H73V227H72ZM72 228H71V229H72ZM103 228H104V229H103ZM123 228H124V229H123ZM126 228H128V229H126ZM8 229H9V230H8ZM13 229H12V232H14ZM43 229H45V231L47 230L49 234H48L47 232H46V233H45V232H44V233H41V231H42ZM49 229H50V230H49ZM16 230H15V231H16ZM27 230H28V232H27ZM86 230L84 229V231H86ZM8 231H9V232H8ZM18 231H20V228L18 229ZM34 231H35V233L38 232V231L40 232V234H39V232L36 233L37 236L39 235L38 238H37L36 235H35V236H32V235H33L32 233H34ZM43 231H44V230H43ZM59 231H60V232H59ZM6 232H7V233H6ZM106 232H107V231H106ZM119 232H120V233H119ZM10 233H11V236L8 237V235H10ZM35 233H34V234H35ZM56 233H57V235H55ZM118 233H119V234H118ZM6 234H8V235H6ZM16 234H18V233H16ZM99 234H100V236H99ZM117 234H118V235H117ZM2 235H3V236H2ZM24 235H25V234H24ZM47 235H44V236H46L45 238H47ZM51 235L48 236V237H50V238H48V239L53 238V237H51ZM105 235H106V234H105ZM108 235H110V233H109ZM115 235H116L117 237H114ZM239 235H240V236H239ZM242 235H244V234H238V236H239L238 239H239V240L241 239L240 242H244V241H245L244 239H246V238L244 237L245 235H244V236H242ZM5 236H7V238L4 239ZM64 236H65V235H64ZM129 236H130V235H129ZM2 237H3V240H2ZM11 237H12L13 239H11ZM77 237H78V238H77ZM80 237H81V238H80ZM94 237H96V239H93ZM97 237H98V238H97ZM107 237H108V236H107ZM242 237H243V238H242ZM8 238H9V239H8ZM60 238H61V237H59V239H60ZM103 238H104V239H103ZM109 238H111V237L109 236ZM10 239H11V241H9ZM34 239H32V240H34ZM48 239H47V240H48ZM56 239H57V238H56ZM56 239H55V240H56ZM61 239H62V238H61ZM80 239H81L82 241H81ZM116 239H117V241H116ZM32 240H31V241H32ZM42 240H43V238L40 239L41 242H42ZM67 240H66V242L68 243ZM93 240H94V241L97 240V241H96L97 243L94 242ZM98 240H99V242H98ZM103 240H104V241H103ZM51 241H54V240H51ZM51 241L49 240V242H51ZM56 241H59V240H56ZM86 241H87V242H86ZM88 241H89V242H88ZM92 241H93V242H92ZM107 241H108V240H107ZM10 242H11V244H10ZM17 242H18V241H17ZM44 242H45V241H44ZM49 242H48V243H49ZM63 242H64V240H63ZM80 242H81L83 245H84V243H85V245H84V246H83V245L81 246V243H80ZM91 242H92V243H91ZM20 243H21V244H20ZM28 243H29V242H28ZM28 243H26V244L28 245ZM32 243H34V246H35L36 243H35L34 241H32ZM32 243H31V242L29 243V244H30V248H29V249H28V246L25 244V245L27 246V249H28V250H24V249H23V251H25V253H27L26 251L29 252V253L27 254V259H26V257L24 256V260L26 259V261H27L25 264H31V263H28V262H30V261H31L33 264H53V263H54V264H57V263L59 262V260L56 262V260H57L56 257H57V258H60V257L62 258V257H64L63 259H65V257H66V262H67V259L70 258L69 256H66V255H63V256L60 255L59 252H58V253L55 252V250H53V249H55V248H53V247H51V246H49V247L52 248V251H53V252L57 253L56 255L52 254L53 252L48 251V249H47V250H46V249H42V250L40 251L39 249L42 248L41 246H40L41 248L36 249V250L39 252L40 255H38V254H34L33 252H35L36 250L34 251L33 248L31 247V246H32ZM37 243H38V242H37ZM116 243H117V244H116ZM46 244H47V243H46ZM49 244H50V243H49ZM68 244H69V243H68ZM68 244H67V245H68ZM78 244H80V245H79V246H80V249H81V248H84V251H82L83 249H81V252H82V253L84 252L83 254L80 253V250H77L78 247H79ZM89 244H92V245H89ZM106 244H107V243H106ZM115 244H116V246H115ZM9 245H10V246H9ZM36 245H37V244H36ZM52 245L54 246V244H52ZM64 245H65V243H64ZM64 245H63V247H61V248H65V247L67 246V245H65V247H64ZM71 245H74V246H72L73 248L71 247ZM86 245H89V246H86ZM42 246H44V244H43ZM85 246H86V247H85ZM10 247L12 248V251H11V248H10ZM15 247H14V248H15ZM21 247H22V248H21ZM36 247H38V245H37ZM36 247H35V248H36ZM46 247H47V246H46ZM210 247H212V248H210V249L212 250V249H214L216 246H214V245L211 243V244H210ZM31 248H32L33 251L30 250ZM59 248H60V247H59ZM61 248H60V250H61ZM74 248H75L77 251H76V250H73ZM25 249H26V247H25ZM56 249H58V248H56ZM88 249H91V248L89 247ZM217 249H218V251H221V252H222V250H220V249H221L220 247L217 246L214 250L217 251ZM58 250H59V249H58ZM58 250H57V251H58ZM94 250H95V249H94ZM37 251H36V253H38ZM63 251H64V250H63ZM63 251H62V252H63ZM78 251H79V252H78ZM92 251H93V250H92ZM50 252H51V254H50ZM221 252H217V254H220ZM32 253H33L34 255H32ZM70 253H71V254H70ZM78 253H79V254H78ZM11 254H12V256L10 257V260H9V259H6L7 261L9 260L8 263L11 262L10 264H13L14 262L12 263V260H11V259L16 258L17 261H15V262H18V263L20 262L21 264H24L23 260H22V262H21V261H18V260L22 259L23 256H21L20 258H17V257H16V256H19V255H21V254H17V255L15 254L14 258H12L14 253H11ZM30 254H31L32 256H30ZM7 255H9V256L7 257ZM22 255H24V254L22 253ZM52 255H53V256H52ZM57 255H59L60 257L57 256ZM89 256H90V257H89ZM30 257H31L32 259H34L33 261H36V263L33 262L31 259L28 260V258H30ZM52 257H53V258H52ZM85 257H87V258L89 259L87 262H85V261L87 260ZM91 257H92V258H91ZM16 259H15V260H16ZM36 259H38V260H36ZM54 259H55V260H54ZM84 259H86V260H84ZM6 260H5L4 264L7 263ZM92 260H91V261H92ZM37 261H38V263H37ZM53 261H54V262H53ZM55 262H56V263H55ZM68 262H69V261H68ZM68 262H67V263H68ZM18 263H17V264H18ZM20 263H19V264H20ZM63 263H64V262H63ZM0 264H2V263H0ZM58 264H59V263H58ZM70 264H73V263L71 262ZM78 264H79V263H78ZM196 264H208V263H207V262L201 263L200 260H197V261H196Z\"/></svg>", "mask_w": 264, "mask_h": 264}]
</instances>
